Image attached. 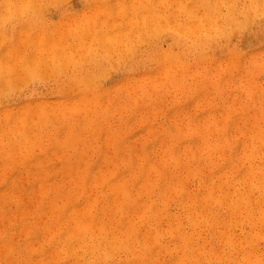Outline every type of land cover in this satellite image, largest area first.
I'll list each match as a JSON object with an SVG mask.
<instances>
[{"label":"rangeland","instance_id":"rangeland-1","mask_svg":"<svg viewBox=\"0 0 264 264\" xmlns=\"http://www.w3.org/2000/svg\"><path fill=\"white\" fill-rule=\"evenodd\" d=\"M5 1L6 0H0V14H2V13H5V5H4V3H5ZM37 1V0H36ZM64 1V2H63ZM90 1H92V0H80V2H79V0H40V2H39V0L37 1V7H38V12L37 13H35V12H31V13H28V14H26L25 15V17H23L22 18V16L20 15V16H15L16 18H13V17H7L8 19L6 20L5 19V22L4 21H2V23L3 24H1V25H3V28H2V30H0V31H2V33H0V35H3V36H5V39H6V42H8V43H11V39L13 40V38H15V36H16V34H17V32L20 30L19 28H21L22 26H23V23L25 22V24H28V23H31V24H33L34 25V23L36 22V21H39V23L42 25V22H43V24L44 25H42V26H44V27H46V28H52L53 26H59L60 24H68L67 22H65L64 23V21H63V19L64 20H66V18H68V17H70V16H73V15H77L78 13H80L81 11H84L85 10V8H86V6L88 5V3L90 2ZM99 1H103V2H108V1H111V2H114L113 0H99ZM62 2V3H61ZM239 2V3H238ZM236 4L237 5H235V8H236V10H235V12H233L232 14H231V16H230V18H232V19H230V21L232 22L233 21V23H231L230 21H228V20H225L224 19V17H226L227 15H228V13H229V11L231 10L230 9V7H226L225 5H220L221 6V8H220V6H218L217 8L219 9L218 11H220L221 12V16L219 17V20H220V22H218V25L220 26H222V31L220 30V32H218L215 36H214V38L212 37L210 40L209 39H207L206 40V42H203L201 45H200V47H198V52H196V51H192V50H190V49H187V50H185V42L184 43H181V42H178L177 41V36H176V34H174L173 32H171L169 29V32H165V30H163V33L160 31L161 29H159L158 30V33H154L153 34V37L152 38H148L146 41H143V42H141V44H140V42H138V43H136V41L135 40H133V37H132V41H131V44H129L128 43V45L126 46V47H124L123 49H122V47H120V46H118L117 47V45H115V47L109 52V51H107L108 53L106 54L107 56H105L102 60H100L99 62V64L98 65H94V64H92V63H90V62H88V61H83L84 59H82L81 61H83V63L81 64L82 65V67H81V65L78 67V69L79 70H81L82 69V72H74L75 70H73L72 68H67V70L66 71H62V69H61V74L59 73V72H57V71H54V73L55 74H53L52 72H50V70H48L49 69V67H50V69H51V71L53 70V66L52 65H50V66H48V69H46V70H48V71H46V73L48 74H46L47 75V77H48V80H47V77H45L46 75H45V73L43 74L44 76H42V74H40V73H38V74H35V76H32V77H30L29 78V80L27 79V78H25V79H27L28 81H24V78H23V80L22 79H18L19 81H20V83H19V81L17 80V79H15L16 77H15V75H14V78H13V76H12V79H3V78H1L0 79V97L2 96L3 97V100H2V97H1V99L0 100H2V101H0V121H2L1 123H0V164L2 165H4V166H1L0 165V251L2 252L3 251V253H0V258L3 256V254H4V256L6 255V257H7V259H6V257L4 258V256L0 259V261L2 260V264H4L6 261H7V264H11L10 262H12V264H20V263H22L23 264V260H24V263H26L28 260H30V262H32V264H36L35 263V261H37V264H39L40 262V264H43L44 262L46 263V264H59L58 262H61L60 264H77V263H75L74 261H76L77 259H76V257L78 258V260H79V258L81 259V260H77L76 262H79L78 264H84V262L86 261V259L88 258V256L86 257L85 255H88L86 252H85V250H84V246L81 244V246L80 245H78L77 243V245L75 244V242L74 241H76L74 238L73 239H71L70 241L71 242H73V244L71 243V242H67L66 240H65V237H66V234H68V232L66 231V229L68 230V228H69V230L71 229V226L74 224V219L72 218V217H70L69 216V213H70V211H71V209H73V208H77V206H78V208H84V207H86V206H89V205H91V203L96 199L97 200V203H99L100 202V200L102 201L101 203H103V202H106L107 203V205L105 206V208H103V209H105V210H103L102 208L98 211H96V213H95V215H94V217H93V222L95 223V225H93L94 226V233H96V232H98V226H100V224L101 223H105V225L107 224V222H109V219L110 218H113L115 221V224H116V229L113 231V233H116L118 236H116V238L114 239H112V240H110V242L108 243V247H107V251H104V253H103V255H100V256H102L101 258L99 257V259H101L102 261L105 259V261H103V262H107L106 264H117V262H121L122 261V263L123 264H125V261H126V259L128 258V257H126L127 256V253H129L127 250V248H125V244H126V241H129L128 242V244H130V241H133L134 242V239H135V242L133 243H131L132 245L131 246H133L134 247V245H135V247L134 248H139L140 246H142L144 249H145V251L146 252H148V250H149V252L147 253V255H145V259L147 258V260H146V264H150L149 263V261H151L152 260V258L154 259L155 257L154 256H156L157 258H155V260L152 262L153 264H164V260H165V264H166V261H167V264H180V261L181 262H188V264H201V262H202V260H203V262L205 261V263L204 264H228V262H229V264H240V262L239 261H241V263L242 264H264V223H263V221H261V220H259V219H256V218H258V216H260L261 214H262V211H263V208H264V195H262L261 194V190H260V188H259V184L260 183H258L257 182V180H255V182H256V184H254V185H252L251 186V176H252V172L251 171H253L254 173H255V178H257L259 175H261L263 178H264V140H259L260 139V135H264V124H262V122L264 123V6H263V8L261 9V10H259V11H257V12H253L252 11V13H251V10L249 11V10H246V11H244V9H243V5L245 4V3H247L248 2V0H241V1H238ZM36 3V2H35ZM55 3H56V5H55ZM41 4V5H40ZM58 4V5H57ZM228 5V4H227ZM85 6V7H84ZM47 7V8H46ZM239 7V8H238ZM241 7V8H240ZM39 8L40 9H42L43 10V12H42V10H39ZM199 8H200V10H199ZM199 8H196L195 9V12H196V14H197V16H200L201 14H202V12H204L205 11V9H202L201 7H199ZM46 9V10H45ZM197 10H199V12L197 11ZM66 11V12H65ZM44 12H45V14H44ZM65 12V13H64ZM77 12V13H76ZM251 13V15H249L250 13ZM260 13V12H262L261 13V16L259 17V15L260 14H257V13ZM249 13V14H248ZM71 14H73V15H71ZM239 16H238V15ZM254 14V15H253ZM45 16V17H44ZM67 16V17H66ZM236 16V17H235ZM250 18H249V17ZM32 17V18H31ZM44 17V18H43ZM64 17H66V18H64ZM42 18H43V21H42ZM50 18V19H49ZM180 18V17H179ZM20 19V20H19ZM49 19V20H48ZM60 19H62L61 21L63 22V23H61V21H60ZM239 21H238V20ZM246 19H250L249 21H251V23H253V24H251L250 25V22L248 21H246ZM255 19V20H254ZM18 20V21H17ZM263 20V21H262ZM35 21V22H34ZM260 21V22H259ZM248 24V25H245L246 23ZM258 22V23H257ZM262 22V23H261ZM17 23H19V24H17ZM233 24L231 27H230V25L231 24ZM256 23V24H255ZM230 24V25H229ZM235 25H237V27H238V25H239V27L237 28ZM8 26V27H7ZM60 26H63V25H60ZM220 26V27H221ZM243 26V27H242ZM246 26V27H245ZM2 27V26H1ZM0 27V28H1ZM13 27H15V28H13ZM235 27V28H234ZM8 28V29H7ZM18 28V29H17ZM62 28V27H61ZM60 28V29H61ZM246 28V29H245ZM231 29V30H230ZM233 29V30H232ZM245 29V30H244ZM168 30H166V31H168ZM234 30H235V32H234ZM242 30H243V32H242ZM250 30V31H249ZM7 31V32H6ZM232 31V32H231ZM263 31V32H262ZM171 32V33H170ZM248 32H250V33H248ZM261 32V33H260ZM13 33V34H12ZM68 33V32H67ZM66 33V35H68V39L66 40L67 42H74V41H77V39H75V36H74V34L73 33H68L67 34ZM168 33H170V34H168ZM229 33L231 34V33H233V34H231L230 36H229ZM235 33V34H234ZM243 33V34H242ZM263 33V34H262ZM6 34V35H5ZM12 34V35H11ZM202 34H203V32H199L198 33V36H199V38L201 39V40H204L205 41V39H203L202 38ZM225 34V35H224ZM248 34H249V38L247 39V37H246V40H249V41H246L245 39H244V41H245V43L246 42H249V43H246V44H244V42L243 41H239V40H241V39H243V37L241 38V35L242 36H248ZM252 34V35H251ZM227 35H228V37H227ZM233 35V36H232ZM12 36V37H11ZM160 36V37H159ZM163 36H165V37H163ZM235 36V37H234ZM256 36V37H255ZM257 36H259V37H257ZM167 37V38H166ZM223 37V38H222ZM164 38V39H163ZM169 38V39H168ZM215 38H217V39H215ZM219 38V39H218ZM234 38V39H233ZM245 38V37H244ZM2 38H0V42L3 40H1ZM150 39H152L151 41H149ZM230 39V40H229ZM252 39V40H251ZM260 39V40H259ZM173 40V41H172ZM213 40V41H212ZM226 40V41H225ZM252 42H251V41ZM5 40H3V42H4ZM166 41V42H165ZM212 41V43H211V45H210V42ZM219 41H221V43L219 42ZM228 41V42H227ZM229 41H230V43H229ZM233 41V42H232ZM3 42H1L0 43V45L3 43ZM144 42H145V45H144ZM164 42V43H163ZM170 42V43H169ZM224 42V43H223ZM239 42L241 43V42H243L242 44H239ZM251 42V43H250ZM155 43V44H154ZM157 43H158V45H157ZM175 45H174V44ZM179 43V44H178ZM209 43V44H208ZM227 43V44H226ZM261 43V44H260ZM263 43V44H262ZM4 44H6V43H4ZM4 44H2L1 46H0V56L2 55V53H3V51H4V47H5V45ZM138 44V46H137V48L135 47L136 45ZM147 44V45H146ZM150 44V45H149ZM223 44V45H222ZM243 44L244 45H247V44H250V46H244L245 47V49H244V47H243ZM140 45H143V46H141L140 47ZM149 45V46H148ZM172 45V46H171ZM174 45V46H173ZM178 45V46H177ZM206 45H207V47H206ZM210 45V46H209ZM225 45V46H224ZM242 45V46H241ZM156 46V47H155ZM120 47V48H119ZM129 49H128V48ZM168 49H167V48ZM171 47V48H170ZM174 47V48H173ZM179 47V48H178ZM221 47V48H220ZM237 47V48H236ZM243 48L242 50H243V52L242 53H239V51H242V50H239V49H241V48ZM117 48V49H116ZM144 48V49H143ZM154 48V49H153ZM160 50H159V49ZM177 48V49H176ZM217 50V52H216V50ZM234 48H236V49H234ZM138 49V50H137ZM143 49V50H142ZM166 49V50H165ZM170 49V50H169ZM257 49V50H256ZM124 52H122V51ZM128 50V51H127ZM137 50V51H136ZM205 50H206V52H205ZM220 50V51H219ZM237 50V51H236ZM239 50V51H238ZM255 50H256V55H254V53H252V51L253 52H255ZM2 51V52H1ZM125 51H127L126 53H125ZM141 51V52H140ZM150 51V52H149ZM163 52V51H170V52H172V53H175V54H180V55H182V57H183V59H185L184 60V64H185V62H187L185 65H190V66H192V68L190 69V70H194L195 69V71L194 72H192V74H191V72H189L188 74H183V71H182V68L180 67V66H176V69H175V73H176V79L174 80V81H171V80H168V79H166V77L164 76V73L161 71V67H164V65H166V63H165V59H164V57H162V55L159 53V52ZM235 51V52H234ZM250 51V54H248V52ZM114 52H115V55H113L114 54ZM130 52V53H129ZM154 52V53H153ZM205 52V53H204ZM210 52V53H209ZM216 52V53H215ZM231 52V53H230ZM239 53V55L237 56V54L236 53ZM258 52V53H257ZM123 53V55H121ZM141 53V54H140ZM147 53V54H146ZM157 53H159L158 54V56L156 55ZM212 53V54H211ZM215 55H214V54ZM222 53V54H221ZM225 53V54H224ZM227 53V54H226ZM228 53H229V55H231V56H229L228 55ZM248 55H247V54ZM252 53V54H251ZM149 54V55H148ZM191 54H193V55H191ZM222 56H221V55ZM233 54V55H232ZM113 55V56H112ZM129 57H127V56ZM224 55V56H223ZM253 55H254V59H253ZM261 55V56H260ZM142 56V57H141ZM150 56V57H149ZM162 57V59H160L159 60V58H161ZM216 56V57H215ZM221 56V57H220ZM230 58V59H225V58ZM234 56V57H233ZM88 57V56H87ZM125 57H127L128 59H125ZM138 57V58H137ZM151 57H153L152 59H151ZM186 57V58H185ZM225 57V58H224ZM248 57H250V58H248ZM257 57H258V60L259 59H261V60H257ZM138 60H137V59ZM143 58V59H142ZM156 58V59H155ZM199 58V59H198ZM224 58V59H223ZM242 58V59H241ZM244 58V59H243ZM247 58V59H246ZM108 59V60H107ZM134 59V60H133ZM191 60V61H189V60ZM220 59V60H219ZM235 59H239L238 61H235ZM247 61H246V60ZM112 60H114L113 62L115 63L114 65H112L113 64V62H112ZM121 62H120V61ZM132 60V61H131ZM157 60V61H156ZM215 60H216V62H215ZM224 60H227V62H225ZM230 60V61H229ZM254 60H255V62H254ZM80 61V62H81ZM124 61V62H123ZM150 61V63H148ZM156 61V62H155ZM213 61V62H212ZM229 61V62H228ZM242 61H243V63H242ZM251 61V62H250ZM126 62V63H125ZM138 62V63H137ZM141 62V63H140ZM155 62V63H154ZM198 62H200V64H198V65H196ZM207 62H208V65H207ZM215 62V63H214ZM222 62V63H221ZM226 63V65H224L223 63ZM129 63V64H128ZM136 63V64H135ZM153 63V64H152ZM206 63V64H205ZM210 63H212V65L210 64ZM221 63V64H220ZM227 63H232V65H227ZM245 63V64H244ZM247 63V64H246ZM255 63V64H254ZM105 64V65H104ZM118 64V65H117ZM121 64V65H120ZM127 64V65H126ZM143 64V65H142ZM152 64V65H151ZM201 64H202V66H201ZM223 64V65H222ZM240 64H242V67L244 68H242L241 66H240ZM244 64V65H243ZM249 64L251 65V66H249ZM104 67H103V66ZM111 65H112V67H111ZM120 65V66H119ZM200 65V66H199ZM211 67H210V66ZM215 66V68H214V66ZM216 65L217 66H219V67H216ZM236 65V66H235ZM247 65L249 66V67H247ZM138 66H139V68H138ZM143 66H145V67H143ZM160 66V67H159ZM193 66H194V68H193ZM199 66V67H198ZM204 66L206 67V69L204 68ZM129 67V68H128ZM148 67V68H147ZM195 67H197V68H195ZM210 67V68H209ZM230 67H232V69L230 68ZM240 67V68H239ZM253 67V68H252ZM86 68V69H85ZM99 68V69H98ZM110 68V69H109ZM117 68V69H116ZM120 68H121V70H120ZM147 68V69H146ZM153 68V69H152ZM198 68H200V69H198ZM203 68H204V70H203ZM226 68V69H225ZM230 68V69H229ZM243 69V70H241V71H244V72H241V73H243V74H240V69ZM256 68V69H255ZM116 69V70H115ZM125 69V70H124ZM133 69V70H132ZM135 69V70H134ZM198 69V70H197ZM202 69V70H201ZM208 69H210V71H213V72H210L209 71V73H208ZM220 69V70H219ZM230 71H229V70ZM239 69V70H238ZM254 69V70H253ZM73 70V71H72ZM108 70H112L111 71V73H109L108 74V72H110V71H108ZM120 70V71H119ZM146 70V71H145ZM176 70H178V72L176 71ZM232 70H233V72H232ZM258 70V71H257ZM70 71H71V73H70ZM86 71H87V73H91V74H94L95 75V79H82L83 80V83L84 82H87V84H88V82H90L89 83V85L85 88V86H83L82 84H79L78 82H76L75 80H78V79H69L70 77L72 78V76H73V74H75V76L76 75H81V74H85L86 73ZM105 73H104V72ZM137 71H139V73H137ZM147 73H145V72ZM154 71V72H153ZM221 71V72H220ZM229 71V72H228ZM260 71V72H259ZM43 72H45V70L43 71ZM51 73V75H50V73ZM73 72V73H72ZM107 72V73H106ZM127 72V73H126ZM150 72V73H149ZM158 73L159 72V74H158V77H156L157 76V74L156 73ZM215 72V73H214ZM254 72H255V74H254ZM125 73V74H124ZM131 73V74H130ZM161 73V74H160ZM211 73V74H210ZM218 73V74H217ZM222 73V75H220ZM227 73H229V74H231V76L229 75H227ZM66 74H67V76L68 77H66ZM127 74H130V75H127ZM140 74V75H139ZM146 74V75H145ZM152 74L154 75V76H152ZM162 74H163V76H162ZM178 74V75H177ZM180 74V75H179ZM191 74V75H190ZM253 74V75H252ZM126 75L128 76V77H126ZM134 75H136V77L134 76ZM140 76L139 78H137L138 76ZM145 75V76H144ZM183 75H185V76H183ZM197 77H195V76ZM236 75V76H235ZM244 75H246V76H244ZM249 75V76H248ZM62 76V77H61ZM105 76V77H104ZM122 76V77H121ZM130 76V77H129ZM133 76V77H132ZM161 76V77H160ZM214 76V77H213ZM255 76V77H254ZM58 77H60V78H58ZM64 77H66V79L64 78ZM124 77H125V80H124ZM147 78V79H145V78ZM163 77V78H162ZM193 77V78H192ZM202 77L204 78V79H202ZM209 77V78H208ZM224 77H226L225 79H224ZM239 77V78H238ZM257 77V78H256ZM44 78H46V79H44ZM58 78V79H57ZM62 78H64V79H62ZM132 79L131 81H130V79ZM134 78V79H133ZM155 78H156V80H155ZM178 78V79H177ZM180 78V79H179ZM188 78V79H187ZM208 78V80H209V82H207L206 81V79ZM212 78V79H211ZM228 78H230V80L228 79ZM243 78H245V79H243ZM254 78V79H253ZM39 79V80H38ZM96 79H97V81H96ZM99 79V80H98ZM101 79V80H100ZM137 79V80H136ZM187 79V80H186ZM227 79H228V81H227ZM237 79H238V81H239V83H238V81H237ZM241 79V80H240ZM8 81V83L6 82H4V81ZM14 80H16L15 82H14ZM37 80V81H36ZM93 80H95L96 82H98V83H96L95 81L94 82H92ZM152 80V81H151ZM161 80V81H160ZM178 80H179V83H180V85L178 84ZM235 80V81H234ZM243 80H244V82H243ZM258 80H260V81H258ZM23 81H24V83H25V85H23L24 83H23ZM46 81V82H45ZM58 83H57V82ZM63 81V82H62ZM68 81H69V83H68ZM101 81V82H100ZM132 81H134V82H132ZM186 81V82H185ZM192 81V82H191ZM213 83H212V82ZM229 81H230V83H229ZM234 81V82H233ZM246 81V82H245ZM249 81H250V83H249ZM255 81H256V83H255ZM5 83V84H3V83ZM17 82V83H16ZM21 82L23 83L22 84V86H21ZM52 82V83H51ZM65 82V83H64ZM126 82L128 83V84H126ZM146 82H147V84H146ZM159 82V83H158ZM160 82H161V85H160ZM188 82V83H187ZM261 82H262V84H261ZM3 85H2V84ZM15 83V84H14ZM20 85H19V84ZM54 83V84H53ZM64 83V84H63ZM91 83H93V84H91ZM186 83H187V85H186ZM211 83V84H210ZM221 83H222V85H221ZM223 83H224V85H223ZM226 83V84H225ZM235 85H234V84ZM241 83H242V85H241ZM244 83V84H243ZM17 84V85H16ZM49 84V85H48ZM57 84V85H56ZM79 84V85H78ZM96 84V85H95ZM111 84H112V87H111ZM113 84H115L116 86H113ZM210 86H209V85ZM213 84H214V86H213ZM7 85H9V86H7ZM16 85V86H15ZM56 85V86H55ZM60 87H59V86ZM69 85V86H68ZM73 85H75V87L73 86ZM81 85V86H80ZM105 85H106V87H105ZM140 85V86H139ZM143 85V86H142ZM145 85H146V87H145ZM153 85V86H152ZM155 85V86H154ZM166 85H168V86H166ZM171 85V86H170ZM228 85H231V86H229V87H226V86ZM1 86H2V88H1ZM6 86V87H5ZM24 86V87H23ZM54 86H55V89H54ZM64 86H66V87H64ZM92 86V87H91ZM94 86H95V88H94ZM118 86V87H117ZM125 86V87H124ZM174 86V87H173ZM196 86H198V87H196ZM216 86V87H215ZM241 86V87H240ZM6 89L7 88V90H5L4 88ZM15 87V88H14ZM69 87H70V89H69ZM111 87V88H110ZM128 87V88H127ZM154 87V88H153ZM168 87V88H167ZM209 87H212V88H209ZM222 89H221V88ZM225 87V88H224ZM230 87H232V88H230ZM240 89H238V88ZM243 87H245V88H243ZM253 89H252V88ZM258 87V88H257ZM59 88H61V92L59 91ZM74 88V89H73ZM101 88V89H100ZM142 89V91L140 90V89ZM148 88H149V90H148ZM198 88V89H197ZM236 90H235V89ZM249 88V89H248ZM52 89V90H51ZM98 89V90H97ZM110 89H112V90H110ZM131 89V90H130ZM223 89H226V90H223ZM232 89H233V91H232ZM259 89V90H258ZM21 90V91H20ZM48 90H49V94H48ZM95 90H97V91H95ZM105 90V91H104ZM108 90L111 92V94L110 95H114L112 98L110 97V95H109V93H108ZM129 90V91H128ZM137 90H139V92L137 91ZM155 91L156 93H153L152 91ZM205 90H206V92H205ZM208 90V91H207ZM217 90V91H216ZM219 90V91H218ZM227 90H228V92H227ZM237 90H239V91H237ZM255 90H256V93H255ZM7 91V92H6ZM11 91V92H10ZM51 91V92H50ZM57 91V92H56ZM68 91V92H67ZM87 91V92H86ZM124 91V92H123ZM133 93H132V92ZM136 91V92H135ZM197 91L199 92V93H197ZM201 91H203L204 93H202ZM235 91H236V93H238V92H240L239 93V96H238V94L237 95H235ZM6 92V93H5ZM9 92V93H8ZM70 92V93H69ZM128 92V93H127ZM134 92H135V94H134ZM179 92V93H178ZM209 92V93H208ZM223 92H224V94H223ZM226 92V93H225ZM230 92H232V95H231V93ZM9 94V97L7 96L6 97V95H4V94ZM15 93V94H14ZM36 93V94H35ZM51 93V94H50ZM62 93V94H61ZM64 93V94H63ZM80 93H82V95L80 94ZM88 93H91V94H88ZM108 93V94H107ZM113 93V94H112ZM129 93H132V94H134L135 95V97L132 95V94H130L129 95ZM139 93V94H138ZM164 93V94H163ZM167 93V94H166ZM191 93V94H190ZM195 93H196V95H195ZM202 93V94H201ZM206 93V94H205ZM211 93H212V95H211ZM217 95H216V94ZM256 95H255V94ZM7 94V95H8ZM12 94V95H11ZM34 94V95H33ZM86 94H87V96H86ZM138 94V95H137ZM163 94V95H162ZM171 94V95H170ZM194 94V95H193ZM225 94H227V96H225ZM242 94V95H241ZM23 95V96H22ZM27 95H29V96H27ZM58 95L59 96H62V97H64V98H62V97H59L58 98ZM75 95H77V97L75 96ZM89 95V96H88ZM90 95H91V97H90ZM96 95H98V97H100V99L99 98H97V100H98V104H95L94 105V103H95V100H96ZM105 95V96H104ZM128 95L130 96V97H128ZM191 95V96H190ZM204 95V96H203ZM222 95H223V97H222ZM228 95L229 96H231V97H229L228 98ZM233 95H235V96H233ZM13 96V98H11ZM44 98H43V97ZM67 96V97H66ZM75 96V97H74ZM84 96V98H87V99H89V101L86 103L87 105H89V106H91V107H85L86 109H84V111L82 110V109H77V110H74V111H71V110H69V109H71V108H66L67 106H72V104L74 103V102H78V100H79V98H82ZM103 96H104V98L107 100H105L104 98H103ZM120 96V97H119ZM172 96V97H171ZM189 96V97H188ZM196 98H195V97ZM206 96V97H205ZM214 96V97H213ZM218 96V97H217ZM237 96V97H236ZM253 96H256V97H254L253 98ZM32 97V98H31ZM34 97V98H33ZM53 97H56L57 99H52ZM103 99H102V98ZM108 97H110L111 98V100H109L110 98H108ZM121 97H123V99H129V98H132L133 97V99H131L130 101H129V105L127 104V101L126 100H122L121 99ZM128 97V98H127ZM138 97V98H137ZM200 97H202V99L200 98ZM227 97V99L225 100V98ZM241 97H243V98H241ZM15 98V99H14ZM21 98V99H20ZM26 98V99H25ZM36 98V99H35ZM143 98V99H142ZM192 98H195V99H193L192 100ZM198 98V99H197ZM201 100H200V99ZM205 98V99H204ZM210 98V99H209ZM214 98V99H213ZM217 99V103H216V99ZM230 98L231 99H233V100H230ZM259 98V99H258ZM5 99V100H4ZM46 99V100H45ZM51 99V100H50ZM116 99H118L117 101H116ZM138 99V100H137ZM152 99V100H151ZM237 99V100H236ZM255 99V100H254ZM8 100V101H7ZM10 100V101H9ZM42 100V101H41ZM49 100V101H48ZM52 100H53V102L55 103H53L52 102ZM64 100V101H63ZM68 100H71L73 103H71L70 104V101H68ZM77 100V101H76ZM105 100V101H104ZM199 100V101H198ZM211 100V101H210ZM228 100V101H227ZM242 100V101H241ZM246 100H247V102H246ZM257 100H258V102H257ZM7 101V102H6ZM25 102V104L28 106V108L26 107V105L25 104H23V102ZM47 103H46V102ZM56 101L58 102V101H62V102H67V103H64V105L65 104H67V106L65 105V108H63V115H64V117H66V116H69L68 118L66 117V118H62V117H60V119H59V117L58 116H52L49 112H51L52 111V108H51V106H53V105H56ZM100 101H103V102H100ZM113 101V102H112ZM114 101H115V106L117 107V108H114L113 106V103H114ZM121 101V102H120ZM125 101H126V103H125ZM151 101H154V102H151ZM160 101V102H159ZM163 103H162V102ZM195 101V102H194ZM205 101V102H204ZM223 101V102H222ZM232 101V102H231ZM238 101V102H237ZM260 101V102H259ZM21 103V105H19L18 103ZM89 102L92 104H89ZM107 102V103H106ZM117 102V103H116ZM118 102H119V104H121L122 106H123V108L119 105H117L118 104ZM143 102V103H142ZM158 102H159V105H161V104H163L162 106H161V108L159 109V105H158ZM181 104H180V103ZM201 102H203V103H201ZM215 102V103H214ZM228 104H227V103ZM231 102V103H230ZM239 102H241V103H239ZM246 102V103H245ZM256 102V103H255ZM3 103V104H2ZM33 103V104H32ZM36 103V104H35ZM59 103V102H58ZM109 103V104H108ZM125 103V104H124ZM141 103H142V105H144V106H142L141 107ZM153 103H155V106H153L152 104ZM175 103H177V104H175ZM180 105H179V104ZM184 103V105H183V108H182V104ZM189 103V104H188ZM192 103V104H191ZM201 103V104H200ZM209 103V104H208ZM220 103H221V105H220ZM237 103V104H236ZM248 103V104H247ZM260 103H262V104H260ZM7 104V105H6ZM69 104V105H68ZM102 104V105H101ZM107 104V105H106ZM133 104V105H132ZM175 104V105H174ZM189 105L188 106V108H186L187 107V105ZM191 104V105H190ZM194 104V105H193ZM211 104H212V107L214 108V109H212L211 108V110H209L210 109V106H211ZM215 106H214V105ZM229 104H231V105H229ZM239 104V105H238ZM244 104H246V106L244 105ZM3 105V106H2ZM24 105V106H23ZM32 105V106H31ZM98 105V106H97ZM135 105H137V106H135ZM146 105V106H145ZM147 105H149V106H151V108L150 107H148ZM158 105V106H157ZM186 105V106H185ZM193 105V106H192ZM196 105H198V107H199V110H196V109H198L197 108V106ZM201 105V106H200ZM209 105V106H208ZM232 105L234 106V107H236V108H234L233 107V109H235V111L232 109ZM237 105V106H236ZM243 105L245 106V108L246 109H244V107H243ZM20 108H19V107ZM45 107L46 108V112L44 113V115H45V117H44V115H43V117H44V119L43 120H46V121H40V119H42V117L40 116V114H39V110H40V108L41 107ZM84 106H86V105H81V107H84ZM96 106V107H95ZM133 106V107H132ZM135 106V107H134ZM165 106V107H164ZM174 106L176 107V108H174ZM195 107V108H192V107ZM219 106H220V109H219ZM13 107V108H12ZM18 107V108H17ZM26 107V108H25ZM112 107H113V109L114 110H116V111H114L113 109H112ZM124 107H126V108H124ZM140 107V108H139ZM145 107H148L149 109H151L150 110V112L149 113H145V112H147V111H149V110H147V111H145L144 109H148V108H145ZM158 107V108H157ZM190 107V108H189ZM240 107V108H239ZM263 107V108H262ZM15 108V109H14ZM96 108V109H95ZM133 108V109H132ZM135 108V109H134ZM138 108H139V110H140V112H138L139 110H138ZM154 110H153V109ZM163 108V109H162ZM168 108H170V109H168ZM182 108V109H184L183 111H181L180 109ZM191 108L193 109V111L191 110ZM244 110H246V112H247V110H248V112H249V115L245 112L244 113V111H243V109ZM249 108H251V109H249ZM20 109V110H19ZM65 109V110H64ZM124 111H123V110ZM136 109H137V111H136ZM158 110L159 112H155V110ZM173 109H174V112H173ZM187 109H189V110H187ZM207 109H208V111H207ZM222 109V110H221ZM1 110H3V111H1ZM86 110H91V111H86ZM119 110V111H118ZM121 110V111H120ZM129 110V111H128ZM144 110V111H143ZM153 110V111H152ZM161 110V111H160ZM164 110V111H163ZM179 110V111H178ZM213 110H215V111H213ZM249 110H251V111H249ZM258 110V111H257ZM262 110V111H261ZM18 111H19V113H18ZM61 111V112H62ZM67 111V112H66ZM68 111H69V113H68ZM123 111V112H122ZM133 111L136 113V112H138V113H133ZM142 111V112H141ZM163 111V112H162ZM201 111H202V113H201ZM205 111V115H204V112ZM209 111H211V112H209ZM221 112V113H217V112ZM239 111H241L242 112V114H241V112L239 113ZM80 112V113H79ZM82 112V113H81ZM84 112V113H83ZM87 112H88V114H87ZM93 112L95 113V114H93ZM120 112H122V113H120ZM128 112V113H127ZM154 112V113H153ZM171 112H172V114H171ZM179 112V113H178ZM188 112V113H187ZM206 112H208L207 114H206ZM223 112V113H222ZM232 112V113H231ZM251 112V113H250ZM256 112H257V115H256ZM23 113V114H22ZM79 113V115H77ZM115 113H117L116 115H115ZM125 113H126V115H125ZM141 113H143V115H141ZM155 113H158V114H155ZM166 113V114H165ZM168 113V114H167ZM176 113H178L179 115V117L177 116V114ZM186 113V114H185ZM192 113H196V115H194L193 114V117H190L191 115H192ZM198 113H199V115L201 114V116H199L198 115ZM238 113H239V116H238ZM244 113V114H243ZM253 113V114H252ZM2 114V115H1ZM15 114H17V115H15ZM35 116H34V115ZM39 114V115H38ZM73 114H74V116H73ZM93 114V115H92ZM120 114V115H119ZM123 114V115H122ZM133 114H135V115H133ZM146 114V115H145ZM149 114V115H148ZM150 114H152V115H154V116H152V115H150ZM172 116V117H169L170 115ZM182 116H181V115ZM190 114V115H189ZM234 114V115H233ZM240 114H241V116H240ZM253 116H252V115ZM260 114H261V117H260ZM6 115H9V120L8 121H6V119L4 120V118H5V116ZM12 115V116H11ZM25 115H27V116H25ZM48 115H51V117L50 116H48ZM78 117V118H76V116ZM84 115V116H83ZM86 115H87V118H86ZM92 115V116H91ZM103 115H104V117L107 119H105L104 117H103ZM122 115V116H121ZM129 115V116H128ZM139 115V116H138ZM148 115V117H151V118H148V117H145V116H147ZM167 115V116H166ZM217 115V116H216ZM223 115V116H222ZM244 115V116H243ZM247 115V116H246ZM258 115H259V117H258ZM30 116V117H29ZM33 116V117H32ZM71 116V117H70ZM97 116V117H96ZM98 116H100L99 118H98ZM109 116V117H108ZM120 116L122 117L121 119H120ZM126 116H127V118H126ZM131 116V117H130ZM135 116V117H134ZM141 116V118H140V120L139 119H137V118H139ZM144 116V117H143ZM165 116V117H164ZM174 116H177L176 118L174 117ZM187 116V118L185 119V117ZM197 116V117H196ZM199 116V117H198ZM203 116V117H202ZM211 116V117H210ZM219 116V117H218ZM233 118H232V117ZM251 116H252V118H251ZM12 117V118H11ZM33 118V120H31L32 118ZM48 117V118H47ZM55 117H57V118H55ZM111 117V118H110ZM123 117H125L126 119L123 121ZM130 117V119H128ZM133 117L136 119V120H134L133 119ZM153 117H156V119L155 118H153ZM182 117V118H181ZM217 117V118H216ZM242 117V118H241ZM243 117H244V119H243ZM246 117V118H245ZM19 118H22L23 119V121H24V136H22L21 134V131H22V129H21V121L20 120H18ZM97 118H98V120H97ZM144 118V119H143ZM174 118V119H173ZM208 118V119H207ZM218 118H219V120H218ZM240 118V119H239ZM248 118H250V120H252L253 118V120L252 121H250ZM261 118V119H260ZM2 119V120H1ZM12 119V120H11ZM39 119V120H38ZM57 119V120H56ZM59 119V120H58ZM63 120V122H62V120ZM67 119V120H66ZM85 119V120H84ZM122 120V122H120V121H117V120ZM127 119L129 120L128 122H127ZM154 121H153V120ZM168 119V120H167ZM178 119V120H177ZM193 119V120H192ZM202 119V120H201ZM237 119V120H236ZM242 119V120H241ZM18 120V121H17ZM80 120H84V122H82V121H80ZM93 120V121H92ZM106 122H108L109 123V125H108V123L105 125L104 123H106ZM166 120V121H165ZM171 120H173V122L174 123H172L171 122ZM176 120H177V123H176ZM183 120V121H182ZM228 122H227V121ZM13 121V122H12ZM15 121H17L16 122V124H15ZM31 121V122H30ZM38 121H40L39 123H38ZM55 121H59V122H55ZM64 121H65V123H64ZM89 121V123H87ZM103 121V122H102ZM112 121V122H111ZM114 121V122H113ZM132 121V122H131ZM134 121H136V123H138L139 121V123L138 124H134ZM143 121V122H142ZM147 121V122H146ZM164 121H165V123L166 122H169V124L168 123H164ZM179 121H180V123H179ZM195 121V122H194ZM196 121H198V122H196ZM214 121H216V122H214ZM219 121V122H218ZM239 121H241V122H239ZM248 121V122H247ZM12 122V123H11ZM34 122V123H33ZM44 122H46V124L44 123ZM55 122V123H54ZM83 123V125H80L81 123ZM86 122V125L84 124ZM91 122L92 123H94L93 124V129H91L90 130V128H92V124H91ZM102 122V123H101ZM116 122V123H115ZM152 122H153V124H155V125H153L152 124ZM201 122V123H200ZM214 122V123H213ZM218 122V125L216 124ZM253 122H255V125H256V123H259L257 126H255L254 128H253V126L254 125H252L253 124ZM11 123V124H10ZM29 123H30V125L31 124H33V125H31V129H29V127H30V125H29ZM54 123V124H53ZM56 123H58V124H56ZM96 123H99V124H96ZM116 125H115V124ZM120 123H122L123 125H120L119 126V124ZM126 123H127V125H126ZM209 123V124H208ZM252 123V124H251ZM3 124V125H2ZM39 124V125H38ZM62 124H64V125H62ZM91 124V125H90ZM101 124H104V128H103V126L101 127ZM113 124V125H112ZM140 124H142L141 126H140ZM150 124V125H149ZM174 126H173V125ZM179 124H180V126H181V128H179ZM185 126V129H184V126ZM195 124V126H192V125H194ZM202 124V125H201ZM230 124L232 125L231 127H230ZM248 124V125H247ZM250 124H251V126H250ZM260 124H262V125H260ZM20 127H19V126ZM36 125H38V126H36ZM50 125H51V129H50ZM87 125H88V128H87ZM135 125H137V126H139V127H137V126H135ZM147 125V126H146ZM164 125V126H163ZM228 125V126H227ZM3 126V127H2ZM5 126V127H4ZM40 126V127H39ZM60 126V127H59ZM90 126V127H89ZM97 126H98V129H97ZM106 126V127H105ZM112 126V127H111ZM122 126V128H124V129H122V128H120ZM153 126V127H152ZM156 126V127H155ZM165 126H166V128H165ZM197 126V127H196ZM204 127V128H202V127ZM209 126V127H208ZM210 126H211V128H210ZM226 126H227V128H226ZM248 126V127H247ZM261 126V127H260ZM7 127V128H6ZM37 127H39V129L37 128ZM46 127V128H45ZM52 127H53V129H52ZM60 129H59V128ZM62 127H63V129H62ZM78 127V129H77V131H76V128ZM80 127H82V129L80 128ZM84 127H85V129H84ZM109 127H111V128H109ZM126 127V128H125ZM128 127V128H127ZM133 127V128H132ZM145 127H146V129H145ZM167 127H168V129L170 130V131H168V129H167ZM174 127V128H173ZM177 127L179 128V129H177ZM187 127V128H186ZM190 127V128H189ZM200 127V128H199ZM233 127V128H232ZM252 127V128H251ZM9 128V129H8ZM14 128L16 129V130H14ZM67 128V129H66ZM73 128V129H72ZM101 128V129H100ZM119 128V129H118ZM129 128H132V129H129ZM138 128V129H137ZM173 128V129H172ZM196 128V129H195ZM235 128V129H234ZM237 128H238V131L236 132L235 130H237ZM255 128H257V129H255ZM14 131H13V130ZM28 129V130H27ZM35 131H34V130ZM37 129H38V131H37ZM40 129H42V130H40ZM57 129H59V130H57ZM65 129V130H64ZM108 129V130H107ZM121 129V130H120ZM176 129V130H175ZM189 129V130H188ZM202 129V130H201ZM209 129V130H208ZM225 129H227V131L225 130ZM229 129V130H228ZM248 129V133L246 132V130ZM256 131H255V130ZM30 130V131H29ZM65 132L66 131V133H68V132H70V133H68L67 134V136H66V134L64 135V133H63V131ZM69 130V131H68ZM83 130L84 132V134L81 132V131ZM87 130H90L91 132L90 133H87L86 131ZM119 130V131H118ZM127 130V131H126ZM130 130H132V131H130ZM144 130H145V132H147V133H145L144 132ZM157 130H158V132H157ZM174 130V131H173ZM177 130H180V131H177ZM181 130H182V135L180 134V132H181ZM241 130V131H240ZM27 131H29V132H27ZM43 131V132H42ZM52 131V132H51ZM62 132L61 133V135L63 134L64 135V137L63 138H60V134L58 135V133H60V132ZM80 133H79V132ZM100 131H102V132H100ZM121 131V132H120ZM177 131V132H176ZM184 131H188V134H186V132H184ZM196 131V132H195ZM212 131L214 132V133H212ZM229 131H231L232 133H233V135H232V133L231 132H229ZM253 131H255V132H253ZM7 132H8V134H7ZM10 132H12V133H10ZM40 132H42V133H44V134H40ZM56 132V133H55ZM76 133L77 134V136L80 138V141H79V143L80 144H76V146L74 147L72 144H68V145H63L62 144V142H63V140H64V138H65V136L66 137H68V136H70V134L71 133ZM87 133V135H85L86 133ZM137 132V133H136ZM138 132H141V133H138ZM142 132H144V133H142ZM154 132V133H153ZM165 132H166V134H165ZM179 132V133H178ZM201 132V133H200ZM219 132V133H218ZM235 132V133H234ZM239 132V133H238ZM245 132V133H244ZM257 132V133H256ZM10 133V134H9ZM29 133V134H28ZM81 133L83 134V135H81ZM99 133H101L100 134V136H99ZM117 133V134H116ZM121 133H123V134H121ZM150 133H152V134H150ZM157 133V134H156ZM231 133V134H230ZM30 134H31V137H28V136H30ZM48 134V135H47ZM102 134H104V138H103V135ZM137 134H139V135H141V136H139V135H137ZM168 134V135H167ZM171 134V135H170ZM178 134H180V136L178 135ZM184 134H186V135H184ZM203 134V135H202ZM213 134H214V136H213ZM220 136H219V135ZM224 134V135H223ZM237 134V135H236ZM247 134V135H246ZM249 134V135H248ZM5 135V136H4ZM9 135V136H8ZM11 135H12V137H11ZM39 135H41V136H39ZM62 135V136H63ZM107 135V136H106ZM123 135H124V137H123ZM145 135V136H144ZM147 135H149V136H147ZM158 135H159V139H155V137L156 138H158ZM197 135V136H196ZM230 135V136H229ZM241 135H244V136H241ZM8 136V137H7ZM61 136V137H62ZM86 136H87V138L88 139H86ZM98 136L100 137L99 139L100 140H97L98 139ZM122 136V137H121ZM131 136V137H130ZM132 136H135V137H133L132 138ZM137 136V137H136ZM143 136V137H142ZM163 136H164V138H163ZM167 136V137H166ZM182 136V137H181ZM198 136H199V139H198ZM210 138H209V137ZM245 136H248L247 138L245 137ZM5 137V138H4ZM11 137V138H10ZM24 137V138H23ZM58 137H59V139H61V140H59L58 139ZM91 137V139H93V140H89V138ZM138 137H139V139H138ZM187 137V138H186ZM193 137H195L194 139V141H193ZM230 137V138H229ZM234 137V138H233ZM245 138V140L244 139H241V138ZM254 137V138H253ZM22 138V139H21ZM29 138V139H28ZM37 138V139H36ZM57 140H56V139ZM84 138H85V140H84ZM103 138V139H102ZM106 138L109 140V138H110V140H109V142H107V140H106ZM124 138H126V139H124ZM135 138H137L136 140H135ZM145 138V139H144ZM151 138H152V141H151ZM165 138H166V140H165ZM175 140H174V139ZM184 139L183 141L181 140V139ZM191 138V139H190ZM223 138V139H222ZM236 138H237V140H236ZM240 138V139H239ZM24 139L26 140V144L28 145V148L27 149H25L24 150V148H21V146H22V142L24 141ZM83 141H82V140ZM141 139V140H140ZM147 139V140H146ZM153 139H155L154 141H153ZM162 139L165 141H162ZM170 139V141L168 142V140ZM189 139V140H188ZM213 139V140H212ZM222 139V140H221ZM231 141H230V140ZM247 139H250V140H247ZM38 140V141H37ZM127 140H128V142H127ZM137 140H139L138 141V143H137ZM159 140H160V143H159ZM172 140V141H171ZM174 140V141H173ZM181 140V141H180ZM186 140H188L187 142H185ZM191 140V141H190ZM197 140H199V141H197ZM210 140V141H209ZM211 140H212V142L213 143H211ZM221 140V141H220ZM241 140V141H240ZM245 141V143H244V145H243V142ZM258 140V141H257ZM17 141H19V144L17 143ZM57 141H59V143L57 142ZM88 141V142H87ZM91 141H93V145H91L92 144V142ZM98 143H97V142ZM103 141V142H102ZM117 141V142H116ZM120 142V144H118L119 142ZM131 143H130V142ZM134 143H133V142ZM149 141V142H148ZM207 141V142H206ZM236 141H237V144H236ZM250 143H249V142ZM53 142V143H52ZM86 142V143H85ZM106 142V144H105V146H104V149H101V146H103L102 144L103 143H105ZM156 142V143H155ZM173 142V143H172ZM181 142H184V144L183 143H180ZM190 142V143H189ZM191 142H193V144L191 143ZM195 142H198V143H195ZM210 142V143H209ZM233 142V143H232ZM247 142V143H246ZM256 142V143H255ZM82 143V144H81ZM113 145H112V144ZM149 144V146H152L151 147V149H150V147L148 146V144ZM171 143V144H170ZM179 143V144H178ZM200 143V144H199ZM241 143V144H240ZM249 143V144H248ZM11 145L12 147H10L9 145ZM52 144H54V145H52ZM85 144V145H84ZM134 146H133V145ZM145 144V145H144ZM157 144V145H156ZM177 144H178V146H177ZM192 144V148L194 149V150H196V152L197 153H195V151L190 147V145ZM199 144V145H198ZM235 144V145H234ZM17 145V146H16ZM49 145V146H48ZM72 145V146H71ZM79 145V146H78ZM96 145V146H95ZM131 145V146H130ZM156 145V146H155ZM159 145L162 147H159ZM186 145V146H185ZM232 145V146H231ZM234 145V146H233ZM241 145V146H240ZM247 145H249L248 147H247ZM54 146V147H53ZM61 146V147H60ZM89 146H91L92 147V149H91V147H90V151H89ZM124 146H125V148H124ZM135 147V150H133L132 152H131V150L132 149H134L133 147ZM140 146V147H139ZM143 146H144V149H143ZM171 146H173V147H171ZM177 146V147H176ZM182 147V149H181V147ZM184 146V147H183ZM261 146V147H260ZM37 147V148H36ZM58 147H59V149H58ZM79 149H78V148ZM87 148V150H86V148ZM95 147H97L96 149H94ZM109 147V148H108ZM121 147V148H120ZM130 147H132V148H130ZM175 147H176V149H175ZM197 147V149H195ZM225 147H227V148H225ZM239 147V148H238ZM242 148V151L240 150L241 148ZM262 147H263V150H262ZM16 148H18V149H16ZM53 148H54V150H53ZM103 148V147H102ZM107 148V149H106ZM123 148H124V150L126 151V152H124L123 151V155H122V150H123ZM141 148V149H140ZM154 148H156V149H154ZM158 148H159V150H158ZM179 148V149H178ZM184 148V149H183ZM187 148V149H186ZM199 148H201V149H199ZM205 148V149H204ZM225 148V149H224ZM229 148V149H228ZM245 148V149H244ZM246 148H247V150H246ZM260 148V149H259ZM21 149L23 150V151H21ZM46 149V150H45ZM56 149H58V150H56ZM71 149V150H70ZM232 149H234L233 151H231ZM239 149V150H238ZM50 150V151H49ZM56 150V151H55ZM61 150H62V152H61ZM64 150V151H63ZM80 150H81V152H80ZM96 150V151H95ZM147 152H146V151ZM153 150H156L157 152H158V154L155 152V154H154V151ZM179 152H177V151ZM184 150V151H183ZM186 150V151H185ZM199 150V151H198ZM220 150V151H219ZM223 150L225 151L226 150V152H223ZM228 150V151H227ZM246 150V151H245ZM36 151V152H35ZM46 151H48L51 155H52V153H54V155H53V157L49 154V153H46ZM59 151V152H58ZM88 151V152H87ZM94 151V152H93ZM99 151H100V153H99ZM101 151H102V153H101ZM108 152V153H106V152ZM118 151V152H117ZM136 151V152H135ZM176 153H175V152ZM180 151H182V152H180ZM190 153H189V152ZM193 151V152H192ZM235 151H237V152H235ZM239 151H241V153L239 152ZM261 152V154H260V152ZM38 152V153H37ZM80 154H79V153ZM93 152V153H92ZM104 152V153H103ZM112 152V153H111ZM153 154H152V153ZM166 152V153H165ZM204 152V153H203ZM222 152H223V154H222ZM233 152H235V155L233 154H231V153ZM30 153V154H29ZM34 153H35V155H36V157H35V155H34ZM56 153V154H55ZM59 153V154H58ZM80 155V156H78V158L77 157H75V154H76V156L78 155V154ZM85 153V154H84ZM106 153V154H105ZM117 153V154H116ZM120 153H121V155H120ZM183 154L184 155V157H182L183 155H181V154ZM194 153V154H193ZM227 153V154H226ZM239 153V154H238ZM243 153H244V156H243V158H242V155H243ZM17 154H18V157H17ZM40 154V155H39ZM72 154H73V156H72ZM83 154H84V156H83ZM110 154V155H109ZM125 154L127 155L126 157H125ZM133 154V155H132ZM137 156H136V155ZM163 154H165V155H163ZM176 154V155H175ZM177 154H179V155H181V158L179 157V156H177ZM194 155V158H193V155ZM198 154V155H197ZM226 156H225V155ZM240 155L239 157H238V155ZM259 154V155H258ZM34 155V156H33ZM37 155H39V156H37ZM45 155H46V157H45ZM48 155H49V157H48ZM57 155V156H56ZM89 157H88V156ZM103 155H107L106 157H104ZM131 155H132V157H131ZM187 155V156H186ZM231 155L233 156V157H231ZM34 157V159L35 160H33L32 159V157ZM50 156H51V158H50ZM61 156H63V157H61ZM72 156V157H71ZM87 156V157H86ZM102 157V158H105L104 160V162H109L110 163V160L112 161V163H113V165H115L116 164V166H117V168H116V166H112V165H110L108 162L107 163H103L102 162V158H99V157ZM134 156H136V157H134ZM158 156V157H157ZM162 156V157H161ZM18 159H17V158ZM38 157H39V159H38ZM54 157H56V159H54ZM77 158V160L75 159V158ZM79 157H81L82 158V160L81 159H79ZM83 157L85 158L84 160H83ZM108 157V158H107ZM119 157V158H118ZM126 159H125V158ZM140 157V158H139ZM153 157L155 158V159H153ZM169 157V158H168ZM191 157V158H190ZM237 157V158H236ZM241 157V158H240ZM53 158V159H52ZM92 160H91V159ZM107 158V159H106ZM122 158H124V159H122ZM161 158V159H160ZM168 158V159H167ZM224 158V159H223ZM232 158H234V160H232ZM37 159V160H36ZM110 159V160H109ZM115 159H116V161H117V163L116 162H114L115 161ZM131 159H133L132 161H131ZM144 159V160H143ZM153 159V160H152ZM162 159H163V161H162ZM172 159V160H171ZM191 159V160H190ZM202 159H203V163H202ZM213 159H215V160H213ZM217 159H219L218 161H217ZM27 162H26V161ZM30 160V161H29ZM32 160V161H31ZM58 160V161H57ZM74 160H75V162H74ZM79 160V161H78ZM89 160V161H88ZM128 160V161H127ZM136 160V161H135ZM140 160V164H138L137 162ZM155 160V161H154ZM159 160V161H158ZM181 160H183V161H181ZM196 162H195V161ZM226 160H228L227 161V163L225 162L224 163V161H226ZM236 160V161H235ZM257 162H256V161ZM259 160V161H258ZM9 161H10V163H9ZM54 161V162H53ZM60 161V162H59ZM71 161L74 163H72V165H71ZM82 161H84L83 163H82ZM102 162L101 163V165H100V163H97V162ZM118 161H120V163L121 164H118L119 162ZM134 161V162H133ZM204 161H206V163L204 164ZM217 161V162H216ZM233 161V162H232ZM235 161V162H234ZM254 161V162H253ZM55 162H57V163H55ZM79 164L78 166L76 165L77 163ZM95 162L98 164H96L95 165ZM133 162V163H132ZM136 162V163H135ZM145 162V163H144ZM186 162V163H185ZM260 162H262V163H260ZM52 163V164H51ZM69 163V164H68ZM94 163V164H93ZM135 163V164H134ZM147 163V164H146ZM157 163V164H156ZM202 163V164H201ZM224 163V169H222L223 168V166H222V164ZM257 163L259 164V165H257ZM17 164V165H16ZM48 164H49V167L47 168V167H45V166H48ZM51 164V165H50ZM57 164H58V166H57ZM60 164V165H59ZM91 164V165H90ZM104 164V165H103ZM145 164H146V167L147 168H145ZM149 164H151V165H153V167L151 166V165H149ZM179 164H180V166H179ZM181 164H182V166H183V164H185L183 167H184V169H181L180 167H181ZM191 166H190V165ZM204 164V165H203ZM210 166H209V165ZM218 164V165H217ZM64 165H65V167H64ZM67 165L69 166L68 168H67ZM81 165V166H80ZM142 165H143V168H145L143 171H141V170H139V166L140 167H142ZM170 165V166H169ZM195 165V166H194ZM199 165H201L200 167H198ZM203 165V166H202ZM208 165V167H206ZM6 166V167H5ZM15 166L17 167V169L15 168ZM31 166V167H30ZM44 166V167H43ZM54 166V167H53ZM80 166V167H79ZM87 166V169L85 168ZM91 166V167H90ZM94 166H96V168L94 167ZM97 166H99V167H97ZM103 166H105L104 167V169H100L101 167ZM106 166H108V167H111L110 169L108 168V167H106ZM118 166H119V168H118ZM121 166V167H120ZM129 166H130V168H129ZM132 166V167H131ZM136 166V167H135ZM158 166H160V167H158ZM166 166V167H165ZM167 166H169V167H167ZM185 166H186V168H185ZM226 166V167H225ZM227 166H228V168H227ZM245 167V168H243V167ZM257 166V167H256ZM261 166H263V167H261ZM5 168L4 170H3V168ZM21 167V168H20ZM34 167V170L33 169H31V168H33ZM53 167V168H52ZM62 167L64 168V169H62ZM102 167V168H103ZM134 167V168H133ZM206 169H205V168ZM65 168H67L66 170L68 171V174L66 173L67 171H64L65 170ZM93 168V169H92ZM105 168H107V169H105ZM114 168V171L112 170ZM117 169V171H116V169ZM127 168V169H126ZM149 168V169H148ZM157 168H159V169H157ZM180 168V169H179ZM193 168V169H192ZM199 168V169H198ZM204 168V169H203ZM220 168V169H219ZM225 168H227L228 170H226ZM243 168V169H242ZM253 168V169H252ZM259 168V169H258ZM263 168V169H262ZM1 169L3 170V172L1 171ZM69 169V170H68ZM76 169H78V170H76ZM90 169L92 170V171H90ZM163 169V170H162ZM166 169H167V171H166ZM177 169V170H176ZM208 169V170H207ZM262 169V170H261ZM7 170V171H6ZM16 170V171H15ZM30 170H32V171H30ZM62 170V171H61ZM72 170H73V174H75L76 173V171H82V170H86V173H87V177H85L84 179H85V186L84 187H82L81 185H79V183H77V182H79V181H73L71 178V176H73L72 175ZM97 172H96V171ZM98 170H101L100 171V173H98L99 171ZM102 170H105V172L104 171H102ZM112 170V171H111ZM121 170V171H120ZM126 170H128V171H126ZM133 170V171H132ZM137 170V171H136ZM152 170H153V175L151 176V174H152ZM164 170H165V172H164ZM175 170V171H174ZM181 170V171H180ZM186 172H185V171ZM204 170V171H203ZM214 170V171H213ZM218 170H220L221 171V173H220V171L218 172ZM241 170H242V172H244V173H242L241 172ZM13 171H14V173H13ZM34 171V173H32ZM41 171V172H40ZM106 171H108V172H106ZM110 171V172H109ZM125 173H124V172ZM132 171V172H131ZM134 171H135V173H134ZM144 171H145V175H144ZM149 171H150V173H149ZM183 171H184V174H183ZM198 171V172H197ZM210 171L213 173L212 175H211V173H210ZM224 171H226V172H224ZM238 171H239V173H238ZM2 172V173H1ZM6 172V173H5ZM19 172V173H18ZM25 172V173H24ZM28 172H30V173H32V174H28ZM38 172V173H37ZM58 172H59V174H58ZM62 174H61V173ZM70 172V173H69ZM90 172H92V173H90ZM95 172H96V174H95ZM101 172H102V175H100L101 174ZM121 172V173H120ZM127 172H129V175H130V178L128 179V177H129V175L127 174ZM130 172L132 173V174H130ZM141 172V173H140ZM167 172V174H165ZM176 172V173H175ZM229 172V173H228ZM250 172V173H249ZM37 173V174H36ZM43 173V174H42ZM91 175H90V174ZM105 173H107V174H105ZM137 173H138V175H137ZM210 173V174H209ZM215 173H218V176L215 174ZM220 173V174H219ZM237 173V174H236ZM241 173V174H240ZM25 174V175H24ZM33 174H34V176H33ZM56 174L57 175H59V178H58V176H57V178H58V180H57V178L55 177L56 176ZM92 174H95L94 176H95V178L93 177V175ZM99 175V179H97L98 178V175ZM103 174L104 175H108V181L105 183V184H103L102 186H100V184H99V182L101 181V178H102V176H103ZM120 174H123V175H120ZM140 174V175H139ZM150 174V175H149ZM158 174V176H156V175ZM161 174H163V176L161 175ZM173 174H175V176H173ZM179 174V175H178ZM187 174L189 175L188 177H187ZM204 174V175H203ZM224 174V175H223ZM234 174V175H233ZM238 174H240V175H238ZM244 174H246V176H242V175H244ZM250 174V175H249ZM18 175H19V177H18ZM24 175V176H23ZM28 175V176H27ZM30 175V176H29ZM70 175V176H69ZM90 175V176H89ZM127 175H128V177H127ZM142 175V176H141ZM154 175H155V178L156 179H158V180H156L155 178H154ZM165 175V176H164ZM167 175H170V177H168ZM184 175V176H183ZM202 175V176H201ZM208 175V176H207ZM215 175V176H214ZM222 175H223V177H222ZM40 176V177H39ZM67 176V177H66ZM91 176H92V178L94 179V180H92V181H90L92 178H91ZM96 176H97V178H96ZM118 176V177H117ZM123 178H122V177ZM125 176V177H124ZM139 176L140 177H142V178H139ZM150 178H149V177ZM162 176V177H161ZM179 176V177H178ZM181 176V177H180ZM204 176H205V178H204ZM209 176H212V177H209ZM226 176V177H225ZM228 176V177H227ZM237 176H240V178L239 177H237ZM250 178V181L249 180H247L248 179V177ZM32 179H31V178ZM53 177V178H52ZM65 177L67 178V179H65ZM115 177H116V179H117V181L118 180H121V179H127L126 181L128 182V185L130 186V187H128V185H127V195L126 196H123V194H119V196H121V199H122V202L124 203V204H122V207H123V212L120 210V208H119V205L118 206H116V205H114L113 206V204H114V202L113 203H109L108 201L109 200H111V199H113V195L111 196V194H113L111 191H109V187H108V184H110V183H112V182H117L116 181V179H115ZM121 177V178H120ZM152 177V178H151ZM162 179H161V178ZM167 177V178H166ZM173 177V178H172ZM175 177H176V179H175ZM184 177V178H183ZM186 177V178H185ZM189 177H191V178H189ZM210 179H209V178ZM220 177H222V178H220ZM236 177V179L234 180V178ZM12 178V179H11ZM42 179V181L44 182L43 184H41L42 183V181H41V179ZM56 178V179H55ZM65 180H64V179ZM88 178H90V180H88ZM120 178V179H119ZM134 178V179H133ZM148 178V179H147ZM171 178V179H170ZM182 178V179H181ZM216 178V179H215ZM245 178V179H244ZM247 178V179H246ZM7 179H9V181L7 180ZM30 179V180H29ZM53 179V180H52ZM59 179H61V180H59ZM97 179V180H96ZM111 179V180H110ZM138 179V180H137ZM140 179H144V180H141V181H143V183L145 182V184L143 185V183L140 181ZM145 179H146V181H145ZM151 179V180H150ZM154 179V180H153ZM167 179V180H166ZM175 179V180H174ZM179 181H178V180ZM187 179H189V180H187ZM215 179V180H214ZM220 179V180H219ZM7 180V181H6ZM19 180V181H18ZM56 180V181H55ZM64 180V181H63ZM110 180V181H109ZM135 180H136V182H135ZM149 180V181H148ZM156 180V181H155ZM160 180V181H159ZM164 180V181H163ZM172 180H173V183H172ZM208 180V181H207ZM209 180H210V182H209ZM233 182H232V181ZM237 180V181H236ZM4 181V182H3ZM11 181V183H6V182H10ZM15 181V182H14ZM39 181H40V183H39ZM46 181V182H45ZM48 181V182H47ZM50 181V182H49ZM52 181V182H51ZM59 181V183H57ZM62 181H63V183H62ZM158 181V182H157ZM163 181V182H162ZM168 181V182H167ZM177 181V182H176ZM189 183H188V182ZM206 183H205V182ZM220 181V182H219ZM228 181V182H227ZM242 181V182H241ZM246 181H249V182H246ZM2 182V183H1ZM25 182V183H24ZM32 183V184H30V183ZM33 182H35V183H33ZM38 182V185L36 184ZM67 182V183H66ZM87 182H88V185H89V187H86L87 185ZM90 182H91V185H90ZM95 182V183H94ZM138 182L140 183V184H138ZM154 182V183H153ZM161 182V183H160ZM170 183L171 184V186H170V184L169 185H167V184H165V183ZM179 182V183H178ZM191 182V183H190ZM231 182V183H230ZM237 182H238V184H237ZM6 183V184H5ZM15 183V184H14ZM47 183H48V185H47ZM66 183V184H65ZM98 183V184H97ZM149 183V184H148ZM174 183H175V185H174ZM183 183V184H182ZM223 183V184H222ZM226 183V184H225ZM232 183H234V184H232ZM241 183V184H240ZM9 184V185H8ZM15 186H20V188L19 187H17L18 188V190L20 189L21 191H24V192H26L25 194L26 195H22L21 196V193L19 192V191H17V189L16 188H14V185ZM18 184V185H17ZM29 184V185H28ZM69 184V185H68ZM138 184V185H137ZM149 185L148 186V188H146V186L147 185ZM160 184V185H159ZM163 184H165V185H167V187L169 186L170 187V190H168V191H166L165 192V190H164V188L167 190L168 188L167 187H164L165 185H163ZM176 184H178L179 185V187H177L178 185H176ZM185 184V185H184ZM188 186H187V185ZM197 184V185H196ZM209 184V185H208ZM236 184V185H235ZM247 184H249V186H247ZM3 185H5V186H3ZM26 185V186H25ZM31 185V186H30ZM36 185V186H35ZM45 185V186H44ZM52 186L51 188L49 187V186ZM63 185V186H62ZM74 185H75V187H74ZM93 185H94V187H93ZM133 185V186H132ZM140 185V186H139ZM151 185V186H150ZM190 185V186H189ZM220 187H219V186ZM224 185V186H226L225 188H224V186H223V189H221L222 188V186ZM230 185V186H229ZM246 185V186H245ZM10 186V188H8ZM30 186V187H29ZM49 188H48V187ZM105 187V189H104V187ZM136 186V187H135ZM137 186H138V188H137ZM155 186V187H154ZM160 186H161V188H160ZM186 186H187V188H186ZM208 186V187H207ZM243 186H245V187H243ZM13 187V188H12ZM24 187V188H23ZM34 187L36 188V189H34ZM46 187V188H45ZM64 187V188H63ZM80 187V188H79ZM99 188V189H97V188ZM133 187V188H132ZM145 187V188H144ZM210 187H213V190H215V193H217V191L219 190V188H220V190L223 192L224 191V193H226L228 196H230L229 198H234V197H236L237 196V193H241V196L243 197V199H244V205H247L251 210H252V212H253V216L254 217H256V218H251V219H248L246 216H245V213H246V211H245V209H243V207L241 206V204L240 205H237V206H228V205H225V204H222V205H220V204H218V203H216L214 200H212V199H206V197H203L202 195H204V193L210 188ZM216 187V188H215ZM250 188V190H249V188ZM11 188H12V190L14 191H11ZM28 188V189H27ZM30 188H32L31 190H30ZM71 188V189H70ZM84 188L85 189H87L88 188V192L86 191V190H84ZM134 188H136V189H134ZM145 190V192H142L141 190H143V189ZM152 188V189H151ZM155 188V189H154ZM159 188V189H158ZM186 188V189H185ZM205 188H206V190H205ZM208 188V189H207ZM236 188V189H235ZM16 189V190H15ZM50 189L53 191V189H54V192H52V194H51V191H50ZM132 189V191L133 192H130L129 190H131ZM134 189V190H133ZM146 189H148V190H146ZM196 189V190H195ZM202 190L203 189V191H200V190ZM248 189V192L246 191ZM255 189V190H254ZM9 190V191H8ZM27 190L29 191V192H27ZM56 190H58V191H56ZM75 190V191H74ZM95 190V191H94ZM105 190V191H104ZM135 190H137V191H135ZM143 190V191H144ZM149 190H150V192H149ZM159 190V191H158ZM179 190V191H178ZM189 190V191H188ZM243 190H245V191H243ZM15 191H17L18 192V194L19 195H17V193L15 192ZM34 191V192H33ZM37 191V192H36ZM60 191V192H59ZM69 191V192H68ZM72 191H74V192H76L75 194H74V192H72ZM86 191V192H85ZM92 191H93V193H92ZM110 192L109 194L107 193V192ZM175 191H176V193H175ZM185 191V192H184ZM186 191H187V193H186ZM230 191H231V193H230ZM255 191V192H254ZM257 191V192H256ZM3 192V194H4V196H3V194H1ZM9 192H12V193H15V194H11V193H9ZM24 192L22 193V194H24ZM62 192H64L63 193V195H62ZM65 192H66V194H65ZM85 192V193H84ZM89 192L90 193H92V195L91 196H89L88 194H89ZM136 192V193H135ZM142 192V193H141ZM152 192H153V194H152ZM170 193V192H172L171 194H168V193ZM185 193L186 195H184V196H182V193ZM201 192H203L202 194H201ZM229 192V193H228ZM244 192V193H243ZM246 192V193H245ZM252 192V194H250ZM254 192V193H253ZM6 193H7V195H6ZM8 193H9V195H8ZM35 193H36V195H35ZM48 193V194H47ZM56 193V194H55ZM58 193V194H57ZM61 193V194H60ZM96 193V194H95ZM106 193H107V196H106ZM132 193V194H131ZM139 193V194H138ZM149 195H148V194ZM152 195H151V194ZM155 193V194H154ZM165 193H167V194H165ZM176 195H175V194ZM188 193H191V194H188ZM32 194H33V196H32ZM51 194V195H50ZM67 194H68V196H67ZM69 194H71V195H69ZM72 194L74 195V197L72 196ZM94 194V195H93ZM103 194H104V196H103ZM133 194H135V195H133ZM141 194H143V195H141ZM144 194H145V197H144ZM247 194H249V195H247ZM30 195V196H29ZM46 195V196H45ZM50 195V196H49ZM56 195H58V198L56 197ZM76 195V196H75ZM86 195V196H88V197H84V196ZM96 195H99V196H96ZM131 195V196H130ZM154 195H155V197H154ZM169 195V196H168ZM188 195V196H187ZM190 195H191V199H189V197H190ZM199 195H200V198H202L201 200H200V198H199ZM233 197H232V196ZM2 196H3V198H2ZM6 196H8V198L6 197ZM39 196H41L40 198L42 199H40L39 198ZM49 198H48V197ZM60 196V197H59ZM63 196V197H62ZM77 196H79V199L80 198H82V196L84 197V198H82V199H80V201H79V199H78V197ZM102 196V197H101ZM106 196V198H104ZM110 196V197H109ZM151 196V197H150ZM171 196V197H170ZM188 198V200H190V202L188 201L187 202V200H185V199H187L186 197ZM192 196H194V197H192ZM10 197H13V198H11V199H9ZM17 197V198H16ZM31 197V198H30ZM35 197V199H33V198ZM44 197V198H43ZM92 197V198H91ZM97 197H99V198H97ZM101 197V198H100ZM112 197V198H111ZM139 199H138V198ZM144 197V198H143ZM150 197V198H149ZM184 197V198H183ZM197 197H198V201H197ZM251 197V198H250ZM2 198V199H1ZM56 198V199H55ZM86 198H88V200L86 201ZM127 198V199H126ZM163 198V199H162ZM169 198L171 199V201L169 200ZM192 198H193V200H192ZM205 198V199H204ZM7 199V200H6ZM49 199V200H48ZM53 199L54 200H56L55 202L53 201ZM57 199H59V200H57ZM73 199H74V201H73ZM75 199H77L76 201H75ZM84 199V200H83ZM103 199V200H102ZM104 199H106L105 201H104ZM109 199V200H108ZM125 199H126V201H125ZM131 199V200H130ZM138 199V200H137ZM144 200L143 201V203L145 202V199H146V204H143V206L144 205H146V207L144 206V207H142L141 206V204H142V200ZM155 199V200H154ZM184 199V200H183ZM251 201H250V200ZM8 200H11V201H8ZM14 200V201H13ZM41 200V201H40ZM48 200V201H47ZM98 200H99V202H98ZM130 202H129V201ZM149 200V201H148ZM166 200V201H165ZM168 200V201H167ZM192 200V201H191ZM202 200H203V202H202ZM259 200V201H258ZM3 203H2V202ZM16 201H18L17 203H15ZM28 201V203H26ZM35 201V202H34ZM42 201H44V203L46 204H44V203H42ZM83 201V202H82ZM86 201V202H85ZM89 201V202H88ZM91 201V202H90ZM112 201V200H111ZM110 201V202H111ZM140 201V202H139ZM185 201V202H184ZM200 201V202H199ZM211 201V202H210ZM40 202H41V204L43 205L44 204V206H43V208H41L42 206L40 205ZM74 202V203H73ZM78 203V205H76L77 203ZM81 202V203H80ZM137 202H138V204H139V208H138V205H137ZM156 202V203H155ZM164 202V203H163ZM199 202V205L201 206H199L197 203ZM208 202V203H207ZM214 202V203H213ZM21 203V204H20ZM35 203H37V204H35ZM48 203V204H47ZM83 203V204H82ZM87 203V204H86ZM133 203H134V205H133ZM141 203V204H140ZM150 203V204H149ZM162 203H163V207H161L162 206ZM166 203H168V205L166 204ZM187 203V204H186ZM188 203H190V205L188 204ZM191 203H192V205H191ZM194 203V204H193ZM202 205H201V204ZM210 203V204H209ZM251 203V204H250ZM257 203V205L258 206H256L255 204ZM259 203V204H258ZM10 206H9V205ZM24 204V205H23ZM54 204V205H53ZM63 204H65V206H66V210H65V216H63V218H61V219H59L58 221H55L54 220V218H56V215H51V212H52V209H54L55 207H61ZM127 204V205H126ZM137 206H136V205ZM158 204V205H157ZM161 204V206L159 207V205ZM227 204V203H226ZM6 205H8V206H6ZM13 205V206H12ZM21 205H22V207H21ZM32 205V206H31ZM53 205V206H52ZM76 205V206H75ZM82 205V206H81ZM130 205H131V207H130ZM154 205H157V208H159V210H160V208L162 209L163 208V210H161V211H157L158 209L154 206ZM184 205H185V207H184ZM187 205V206H186ZM198 205V206H197ZM204 205V206H203ZM208 205V206H207ZM210 205V206H209ZM226 207H225V206ZM260 205H262L261 207H262V209L261 208H258ZM5 206L7 207V208H5ZM16 206V207H15ZM47 206V207H46ZM134 206H136L135 208L136 209H140V206L143 208V211H142V209L141 210H137L136 212H135V208H134ZM241 206V207H240ZM256 206V207H255ZM4 207V208H3ZM13 207V208H12ZM15 207V208H14ZM19 207H20V209H19ZM27 207V208H26ZM38 207V208H37ZM49 207V208H48ZM70 207V208H69ZM111 207V208H110ZM116 207V208H115ZM127 207H128V209H127ZM153 207H154V209H153ZM167 207V208H166ZM169 207V208H168ZM191 208V209H194L195 210V216H200V217H195V219L197 218V220H196V224H191V223H194L195 222V219H194V217H193V220L191 221L190 219H187L188 217H187V215H188V212H187V209L188 208ZM205 209H204V208ZM208 207V208H207ZM223 207H225V208H223ZM239 207V208H238ZM254 207V208H253ZM17 208H18V210H17ZM37 208V209H36ZM45 208H46V210H45ZM157 210H156V209ZM166 208V209H165ZM198 208V210L200 211V212H197L198 210H196ZM206 208H207V210H206ZM211 208V209H210ZM230 209V211H233V212H229L228 213V211H229V209ZM235 208V209H234ZM238 208V209H237ZM257 210H256V209ZM42 209V210H41ZM107 209V210H106ZM110 209V210H109ZM112 209V210H111ZM167 209H169V210H167ZM201 209H203V210H201ZM259 209V210H258ZM14 210L15 211H17V214H16V212H14ZM49 210V211H48ZM69 210V211H68ZM125 210V211H124ZM126 210L128 211L127 213H126ZM131 210L132 211H134V212H132L131 213ZM156 210V211H155ZM186 210V211H185ZM204 210H205V212H204ZM227 210V211H226ZM235 210V211H234ZM6 211V213H7V211H8V214H6V213H4V212ZM11 211V212H10ZM13 211V212H12ZM43 211H45V212H43ZM100 211H101V213H103L102 215H103V217H102V215L101 214H99L100 213ZM105 211H106V213H105ZM107 211H109V213L107 214ZM141 211V213H139ZM164 211V212H163ZM204 212V214H203V212ZM207 211H208V214H207ZM239 211V212H238ZM244 211V212H243ZM3 212V213H2ZM33 212V213H32ZM49 212V213H48ZM114 212V213H113ZM138 212V213H137ZM156 212H158V213H156ZM168 214H167V213ZM222 212V213H221ZM234 212H235V214H234ZM259 212H261V213H259ZM20 213V214H19ZM42 213V214H41ZM44 213V214H43ZM49 215H48V214ZM104 213L105 214H107V215H104ZM116 213V214H115ZM122 213H124V214H126L124 217H122ZM129 213V214H128ZM130 213H131V215L133 216H129L130 215ZM134 213H136L135 214V216L133 215ZM165 213H166V215H165ZM230 213H232V214H230ZM241 213H243V214H241ZM256 213V214H255ZM259 215H258V214ZM3 214V215H2ZM13 214V215H12ZM15 214H16V216H15ZM30 214V215H29ZM35 214H37V215H35ZM47 214V215H46ZM99 214V217L100 218H98V216L97 215ZM151 214V215H150ZM158 214V215H157ZM161 215V217H160V215ZM239 214V215H238ZM7 216V218H9V219H7L6 217H4V216ZM21 215V216H20ZM138 215V216H137ZM156 215V216H155ZM208 215V216H207ZM218 215V216H217ZM9 216V217H8ZM35 216H36V218H35ZM48 216V217H47ZM53 216V217H52ZM69 216V217H68ZM95 216H96V220L98 221V223H96L97 221L94 219L95 218ZM107 216V218H105ZM111 216H113V217H111ZM117 216V217H116ZM126 216L128 217H130V218H133V222L134 223H136L137 224V226L138 225H140V226H138V227H141V228H139V229H137L138 230V232L136 233L137 234V236L136 235H131V237L129 238V239H127V237H126V232L128 233L129 232V229H128V231H127V229H126V227H127V225L128 224H124V223H122V222H125V223H127V220H125V219H127L126 218ZM158 216V217H157ZM183 216V217H182ZM207 216V217H206ZM211 216V217H210ZM231 216V217H230ZM239 216V217H238ZM29 217V219H27ZM109 217V218H108ZM128 217V219H130ZM136 217V218H135ZM175 217V218H174ZM187 217V218H186ZM205 217H206V219H205ZM214 217H217V218H214ZM238 217V218H237ZM241 217V218H240ZM5 218V219H4ZM35 218V219H34ZM41 220H40V219ZM103 218V219H102ZM123 218V219H122ZM164 218V219H163ZM183 218H185V219H183ZM209 218V219H208ZM211 218V219H210ZM213 218H214V220H213ZM229 218V219H228ZM4 219V221H2ZM7 219V220H6ZM19 219H20V221H19ZM30 219H32V220H30ZM47 219V220H46ZM108 219V221L106 222V220ZM122 219V220H121ZM138 219H140V220H138ZM149 219V220H148ZM153 221H152V220ZM165 219H167V222H166V220ZM170 219V220H169ZM173 219V220H172ZM183 219V220H182ZM204 219V220H203ZM253 219H254V222L255 223H253L252 221H253ZM22 220V221H21ZM65 220V222H62V221H64ZM71 220V221H70ZM95 220V221H94ZM104 220H105V222H104ZM132 220V219H131ZM145 220V221H144ZM160 220H161V222H160ZM165 221V223H167V224H165L164 223V221ZM186 220V221H185ZM190 220V221H189ZM202 220L204 221L203 223H202ZM216 220V221H215ZM234 220V221H233ZM251 220V221H250ZM258 220V221H257ZM6 221H7V223H6ZM20 222V223H17V224H15L16 222ZM54 221V222H53ZM122 221V222H121ZM139 221V222H138ZM147 221V222H146ZM173 221V222H172ZM183 221H185L184 223H183ZM201 221V222H200ZM214 223H213V222ZM218 221H219V223H218ZM232 221V222H231ZM1 222H3L2 224H1ZM5 222V223H4ZM25 222V223H24ZM38 222V223H37ZM53 222V223H52ZM62 222V223H61ZM143 222H145V223H143ZM170 222V223H169ZM199 222V223H198ZM216 222V223H215ZM234 222V223H233ZM236 222H238V223H236ZM11 223V224H10ZM70 223H72V224H70ZM146 223H148V224H146ZM153 223V224H152ZM160 223H161V225H160ZM173 223V224H172ZM180 223V224H179ZM200 223H202L201 225H199ZM9 224V225H8ZM40 224V225H39ZM50 224H52V225H50ZM53 224H55L54 226H53ZM61 224V225H60ZM63 224V225H62ZM145 224V227L144 226H142V225H144ZM151 224V225H150ZM160 226H164L163 228L162 227H160ZM172 224V225H171ZM181 224H183V225H181ZM208 224V225H207ZM232 224H234V225H232ZM258 224V225H257ZM19 225V226H18ZM117 225H118V227H117ZM119 225H123L122 227L120 226L119 227ZM126 225V226H125ZM148 225V226H147ZM166 225V226H165ZM176 226V227H172V226ZM201 226L200 228H199V226ZM207 225V226H206ZM225 226L226 227V229H225V227L223 228V227H221V226ZM237 225V226H236ZM13 226V227H12ZM14 226H16V227H14ZM61 226V227H60ZM64 226V227H63ZM108 226V225H107ZM151 226V227H150ZM168 226V227H167ZM185 226V227H184ZM218 226V227H217ZM256 226V227H255ZM4 227H6L8 230H6ZM35 227V228H34ZM45 227V228H44ZM97 227V228H96ZM150 227V228H149ZM158 227H159V230L161 229V231H159L158 230ZM178 227H179V229H178ZM197 227H198V229H197ZM215 229H214V228ZM233 227L235 228V230L233 229ZM238 227V228H237ZM259 227V228H258ZM23 228V229H22ZM33 228H34V230H33ZM41 228H43L42 230H41ZM96 228V229H95ZM124 228V229H123ZM146 228H149V229H146ZM152 228V229H151ZM170 228V229H169ZM202 228H203V230H202ZM206 228V229H205ZM219 228V229H218ZM221 228V229H220ZM250 228V229H249ZM252 228V229H251ZM256 230H254V229ZM258 228V229H257ZM262 228V230L260 231V229ZM15 229H17V230H15ZM35 229H37L36 231H35ZM141 229V230H140ZM154 229V230H153ZM163 229H165L164 231H166V232H164L163 231ZM177 229V230H176ZM209 229V230H208ZM228 229V230H227ZM248 229V230H247ZM5 230V231H4ZM11 230V231H10ZM46 230V231H45ZM68 230V231H69ZM105 230H107L108 231V229H107V227H105ZM116 230H118L117 232H116ZM119 230H122L121 232H119ZM126 232H125V231ZM148 230V231H147ZM152 230L154 231V232H152ZM167 230H169V231H167ZM170 230H171V232H170ZM213 230H215V231H213ZM224 230H226V231H224ZM234 230V231H233ZM1 231H2V233H1ZM37 231H39V232H37ZM41 231V232H40ZM64 231H66L67 233H60V232H64ZM139 231H141V232H139ZM145 231H146V233H147V235L146 236H144V234H145ZM163 231V232H162ZM203 231V232H202ZM251 231H252V233H253V231L256 233V235L258 234V236H256L255 235V233H253L255 236H253L252 235V233H251ZM260 231V232H259ZM31 232V233H30ZM35 232V233H34ZM92 232V231H91ZM109 232V231H108ZM119 232V233H118ZM125 232V233H124ZM144 232V233H143ZM149 232H152L151 234L149 233ZM167 232H168V234H167ZM197 232V233H196ZM198 232L200 233V234H202V235H200V234H198ZM205 232V233H204ZM213 233V237H212V233ZM216 232V233H215ZM224 232V233H223ZM261 234H259V233ZM263 232V233H262ZM9 235H8V234ZM18 233H19V236L21 237H25V239L24 238H18L19 236H17L18 235ZM42 233H43V235H42ZM59 233V234H58ZM113 233H109L108 235L110 236L109 238L111 239L112 238V236L111 235H113ZM120 233H121V235H120ZM141 233H142V235H141ZM164 233V234H163ZM183 234V235H188V236H190L191 237V239H192V241H194V242H192V245H194L193 247V251H192V255L193 256H195L196 257V259H195V257H186V258H184V256H182V254H183V249L181 250L180 249V245L181 244H178V242L180 241L177 237H180V236H178V234ZM195 233V234H194ZM221 233V234H220ZM5 234V235H4ZM15 234V235H14ZM36 234V236H34ZM40 234H41V238H40ZM56 234V235H55ZM116 234H114V236L116 235ZM150 234V235H149ZM153 234V235H152ZM208 234H209V236H208ZM215 234V235H214ZM219 235V236H217V235ZM223 234V235H222ZM30 235V236H29ZM62 236L61 237V239H59L60 237H58V236ZM123 237V236H125V237H123V238H125L124 240L123 239H121V238H118V237ZM152 235V236H151ZM206 237H205V236ZM226 235H231V237H232V240H233V242L235 243L236 242V246L234 247V248H231L230 246L231 245H229L227 242H226ZM240 237H239V236ZM252 235V237H251V239H250V236ZM16 236H17V239H16ZM34 236V237H33ZM39 236V237H38ZM55 236H57L56 238H55ZM113 236V237H114ZM142 236H144V237H146L145 239L146 240H144V237L142 238ZM154 236H157L158 238L157 239H159V240H155L154 241ZM177 236V237H176ZM193 236V237H192ZM233 236H235V237H233ZM9 237V238H8ZM140 237H141V239H140ZM148 237H149V239H150V237H151V239H150V242H152V244L149 242V239H148ZM174 237H176V239L178 240H176ZM202 237V238H201ZM204 237V238H203ZM209 237V238H208ZM216 237V238H215ZM223 237V238H222ZM254 237V238H253ZM11 238V239H10ZM13 238V239H12ZM26 238H28V240L29 239H32L31 241L33 242L34 240H37V242L35 241V242H31L30 240V242H28V244H27V239ZM35 238H37V239H35ZM40 240H39V239ZM50 238H51V240H50ZM58 238V239H57ZM64 238V239H63ZM136 238H137V240H136ZM206 238H208V239H206ZM217 238H219V239H217ZM234 238V239H233ZM238 238V239H237ZM9 241V244H8V241ZM19 239V240H18ZM119 239H121V241H119ZM144 241H143V240ZM210 239V240H209ZM221 239H222V241H221ZM235 239H237L236 241H235ZM251 240V241H248V240ZM257 239V240H256ZM259 239V240H258ZM5 240V241H4ZM13 240H15L16 242H13ZM72 240H74V241H72ZM117 241V243H115L116 241ZM148 240V241H147ZM151 240H153V241H151ZM169 240H171V241H173L172 243L174 244V246H176V247H173V244L171 243V241H169ZM198 240V241H197ZM216 240V241H215ZM218 240V241H217ZM11 241V242H10ZM51 241H53L52 243H51ZM58 243L59 241V243L57 244L56 242ZM119 241V242H118ZM176 241H177V243H176ZM203 241H205V244L207 245L208 243H210L211 242V244H208L207 246H205V244H203ZM213 241H214V243H213ZM242 241V242H241ZM262 241V242H261ZM4 242H5V244H8V245H5L4 244ZM20 242H21V244H20ZM45 242V243H44ZM64 242V243H63ZM138 242V243H137ZM145 242L147 243V244H145ZM208 242V243H207ZM217 242V243H216ZM240 242V243H239ZM257 243V245L256 246H254L255 247V249L254 250H252L254 247H253V245L255 244V243ZM259 242V243H258ZM18 243L20 244V245H18ZM29 243H31L30 244V249L28 248L29 247ZM35 243H37V244H35ZM47 243V244H46ZM54 243V244H53ZM116 244L115 246L117 247V246H119L117 249H116V247L115 246H113V244ZM136 243V244H135ZM144 243V244H143ZM149 243V244H148ZM166 243V244H165ZM180 243V242H179ZM215 243H216V245L218 244V247H216V245H215ZM237 243H239V244H237ZM2 244H4V246H6L5 248L7 249V251L5 250V248H4V246H2ZM15 244V245H14ZM17 244V245H16ZM24 244H26L27 245V247L24 245ZM40 244V245H39ZM45 246H44V245ZM56 244V245H55ZM68 244V245H67ZM72 245V247H71V245ZM117 244H119V245H117ZM156 244L157 245H159L158 247H162V248H160L161 250V252H163V253H161L160 251H158V253H160V254H164L163 256L162 255H160V254H157L159 257H161L162 256V259L160 258V260H159V257L157 256V255H155V252H157V249H155V247L156 248H158L157 246H156ZM166 246H165V245ZM202 244V245H201ZM32 245H34V246H32ZM51 245V246H50ZM73 245H74V247H75V249H74V247H73ZM148 245V246H147ZM163 245V246H162ZM171 245V246H170ZM200 245H201V247H200ZM211 245V246H210ZM213 245V246H212ZM215 245V246H214ZM222 245V246H221ZM239 245V246H238ZM25 246V247H24ZM48 246V247H47ZM53 246H54V248H53ZM67 246L69 247V248H67ZM83 246V247H82ZM131 246H128V247H131ZM179 246V247H178ZM238 246V247H237ZM250 246V247H249ZM33 247V248H32ZM77 247H82L81 249H79V248H77ZM146 247H147V249H146ZM164 247V248H163ZM191 247V246H190ZM207 247H208V249H209V251H208V249H207ZM212 247V248H211ZM214 247V248H213ZM257 247H259V248H257ZM4 250H3V249ZM14 248H16V249H14ZM28 248V249H27ZM37 248V249H36ZM52 248H53V250H52ZM63 248V249H62ZM71 248V249H70ZM77 248V249H76ZM111 248V249H110ZM113 248H115L114 250H115V252L116 253H114L113 255H112V250H113ZM123 248H125V249H123ZM152 248V249H151ZM172 248V249H171ZM200 250V253L198 252V249ZM220 248V249H219ZM225 248V249H224ZM10 249V250H9ZM27 251H26V250ZM50 249V250H49ZM70 249V250H69ZM123 249V250H122ZM153 249H155V250H153ZM159 249V248H158ZM163 249H164V251H163ZM175 249V250H174ZM207 249V250H206ZM261 249H262V251H261ZM28 250H29V252H31L30 254H29V252H28ZM40 251V252H38V251ZM46 250H48L47 252H46ZM74 250V251H73ZM79 252V250H81L79 253H78V255H76V252L77 251ZM113 250V251H114ZM126 250V251H125ZM173 250V251H172ZM181 250V251H180ZM203 250V251H202ZM214 250V251H213ZM218 250V251H217ZM221 250V252H219ZM244 251V250H250V251H255L252 255L250 254V258L249 257H242V256H240V254H242V252L241 251ZM258 252H257V251ZM23 251H24V253H23ZM51 251H53V252H51ZM56 251L59 253V256L57 257V253H56ZM64 253H63V252ZM73 253V255H72V253ZM110 253H109V252ZM118 251V252H117ZM152 251V252H151ZM170 251H172V252H170ZM178 251V252H177ZM201 251H202V253H201ZM9 252L11 253V254H9ZM14 252V253H13ZM25 252H27L28 254H25ZM37 252V253H36ZM51 252V253H50ZM165 252V253H164ZM167 252H170V253H167ZM177 252V253H176ZM212 252V253H211ZM224 252V253H223ZM233 252V253H232ZM33 253H35V254H33ZM38 253H40L39 255H38ZM50 253V254H49ZM175 253L176 254H178L179 253V255H180V257H176L177 255H175ZM197 253H199V254H201V256L199 255V254H197ZM210 253V254H209ZM223 253V254H222ZM227 255H226V254ZM238 253H239V256L242 258H240L239 256H237L238 255ZM252 253V252H251ZM18 254V255H17ZM23 255V254H25L26 256H29V257H26L25 255L24 256H22L21 257V255ZM44 255V256H42V255ZM72 256H71V255ZM122 254V255H121ZM169 255V257H168V255ZM195 254V255H194ZM213 254V256H211ZM217 254H218V256H217ZM219 254H222L223 255V257L221 256V258H219L220 256H219ZM8 255V256H7ZM20 255V256H19ZM35 255V256H34ZM38 255V256H37ZM62 257H61V256ZM154 255V256H153ZM197 255H198V258H197ZM202 255H203V257H202ZM233 257H232V256ZM13 258H12V257ZM15 256V257H14ZM31 256H33V257H31ZM80 256V257H79ZM116 256V257H115ZM153 256V257H152ZM172 256L174 257V260H173V258H172ZM182 256V257H181ZM210 256V257H209ZM251 256H253L252 258H251ZM17 257V258H16ZM44 257V258H43ZM52 257V258H51ZM72 259H74V260H72ZM74 257V258H73ZM165 259H164V258ZM167 257V258H166ZM204 257H206V258H204ZM257 257H260V258H257ZM9 258H10V260L11 261H8L9 260ZM12 258V259H11ZM19 258H20V260H19ZM31 258H33V259H31ZM35 258H37V259H35ZM48 258V259H47ZM54 258V259H53ZM68 258V259H67ZM103 258V259H102ZM111 258H113V260L111 259ZM172 258V259H171ZM176 258V259H175ZM192 258V259H191ZM210 258H211V260H213V261H210ZM237 258L239 259V261L237 260ZM261 258H263V261H262V259ZM76 259V260H75ZM98 259V260H99ZM116 259V260H115ZM148 259H150V260H148ZM168 259V260H167ZM228 259V260H227ZM244 259H245V261H244ZM255 259H258V260H255ZM259 259H261V260H259ZM39 260V261H38ZM71 260H72V262H71ZM82 260L84 261V262H82ZM97 260V262L98 263H96L95 262V264H99V261ZM100 260V261H101ZM108 260V261H107ZM109 260H111V261H109ZM162 260V261H161ZM172 260V261H171ZM177 260V261H176ZM180 260V261H179ZM226 260V262H224ZM247 260V261H246ZM50 261V262H49ZM52 261V262H51ZM64 261V262H63ZM156 261V262H155ZM157 261H158V263H157ZM162 263H161V262ZM168 261H169V263H168ZM175 261V262H174ZM195 261V262H194ZM223 261V262H222ZM231 261V262H230ZM244 261V262H243ZM9 262V263H8ZM68 262V263H67ZM81 262V263H80ZM103 262H100V264H102ZM109 262V263H108ZM113 262H115V263H113ZM127 262V264H131L130 262L131 261H126ZM212 262V263H211ZM218 262V263H217ZM118 263V264H119ZM122 263H120V264H122ZM151 263V264H152ZM6 264V263H5ZM105 264V263H104ZM132 264H133V262H132ZM203 264V263H202Z\"/></svg>","mask_w":264,"mask_h":264},{"label":"bare ground","instance_id":"bare-ground-1","mask_svg":"<svg viewBox=\"0 0 264 264\" xmlns=\"http://www.w3.org/2000/svg\"><path fill=\"white\" fill-rule=\"evenodd\" d=\"M38 1V0H37ZM37 1L36 0H6L5 1V3H4V5H5V13H2V14H0V30H2V28H3V25H1V24H3L2 23V21H4L5 22V19L7 20L9 17H13V18H16L15 16L17 15V16H22V18L23 17H25V15L26 14H28V13H31L32 11L33 12H35V13H37L38 12V7L36 6L37 5ZM84 1V0H83ZM114 1V0H113ZM238 1H241V0H115L114 2H111V1H108V2H103V1H99V0H92V1H90L89 3H88V5L86 6V8H85V10L84 11H81L80 13H78L77 15H73V14H71V15H73V16H70V17H68V18H66V17H64V18H66V20H64L63 19V21H64V23L65 22H67L68 24H60V25H63V26H53L52 28L50 27V28H46V27H44V26H42V25H44L43 24V22H42V25L39 23V21H34L35 23H34V25L33 24H31V23H28V24H25V22L23 23V26L21 27V28H19L20 30L17 32V34H16V36H15V38H13V40L11 39V43H8V42H6V39H5V36H3V35H0V38H2L3 40H5L4 42H3V40L1 41V42H3L2 44H4V43H6V44H4L5 45V47H4V51H3V53H2V55L0 56V79L1 78H3V79H12V76H13V78H14V75H15V79H22L23 80V78H24V81L26 80V81H28L29 80V78L30 77H32V76H35V74H38V73H40V74H42V76H44L43 74L45 73V75L47 74L46 73V71H48V70H50V72H52L53 74H55L54 73V71H57V72H59L60 74H61V72L62 71H66L67 70V68H72L73 70H75L74 72H82V69L81 70H79L78 69V67L83 63V61H88V62H90V63H92V64H94V65H98L100 62V60H102L105 56H107L106 54L108 53L107 51H111L114 47H115V45H117V47L118 46H120V47H122V49L124 48V47H126L127 45H128V43L129 44H131V41H132V37H133V40H135L136 41V43H138V42H140V44H141V42H143V41H146L148 38H152L153 37V34L156 32V33H158V30L159 29H161L160 31L163 33V30H165V32H169V30L171 31V32H173L174 34H176V36H177V41L178 42H181V43H184L185 42V50H187V49H190V50H192V51H196V52H198V47H200V45L203 43V42H206V40L207 39H211L212 37L214 38V36L218 33V32H220V30L222 29V26L220 27L219 25H218V22H220V20H219V17L222 15L221 14V12L220 11H218L219 9L217 8L218 6H220L221 4L222 5H225L226 7H230V11H229V13H228V15L226 16V17H224V19L225 20H228V21H230V19H232V18H230V16H231V14L233 13V12H235V10H236V8H235V5H237L236 3L238 2ZM36 2V3H35ZM39 2H40V0H39ZM64 2V1H63ZM79 2H80V0H79ZM62 3V2H61ZM239 3V2H238ZM228 4V5H227ZM41 5V4H40ZM55 5H56V3H55ZM58 5V4H57ZM263 6H264V0H248V2L247 3H245L244 5H243V9H244V11H246V10H251V13H252V11L253 12H257V11H259V10H261L262 8H263ZM85 7V6H84ZM199 7H201L202 9H205V11L204 12H202V14L200 15V16H197V14H196V12H195V9L196 8H199ZM47 8V7H46ZM220 8H221V6H220ZM239 8V7H238ZM241 8V7H240ZM39 10H42V9H40L39 8ZM46 10V9H45ZM199 10H200V8H199ZM199 10H197L198 12H199ZM42 12H43V10H42ZM66 12V11H65ZM64 12V13H65ZM264 12V11H263ZM77 13V12H76ZM250 13V12H249ZM248 13V14H249ZM251 13L249 14V15H251ZM261 13L262 12H258L257 14H260L259 15V17L261 16ZM44 14H45V12H44ZM238 15V14H237ZM254 15V14H253ZM27 16V15H26ZM239 16V15H238ZM8 17V18H7ZM45 17V16H44ZM43 17V18H44ZM180 17V18H179ZM236 17V16H235ZM249 17V16H248ZM32 18V17H31ZM43 18H42V21H43ZM250 18V17H249ZM50 19V18H49ZM48 19V20H49ZM20 20V19H19ZM62 19H60V21H61ZM238 20V19H237ZM250 19H246V21L248 22ZM255 20V19H254ZM18 21V20H17ZM218 21V22H217ZM239 21V20H238ZM263 21V20H262ZM231 22V21H230ZM250 22V25L251 24H253V23H251V21H249ZM260 22V21H259ZM61 23H63L62 21H61ZM231 23H233V21L231 22ZM230 23V24H231ZM246 23V22H245ZM258 23V22H257ZM262 23V22H261ZM17 24H19V23H17ZM229 24V25H230ZM256 24V23H255ZM233 24H231L230 25V27L232 26ZM245 25H248L247 23L245 24ZM236 27H237V25H235ZM8 27V26H7ZM62 27V28H61ZM238 27H239V25H238ZM237 27V28H238ZM243 27V26H242ZM246 27V26H245ZM13 28H15V27H13ZM61 28V29H60ZM235 28V27H234ZM8 29V28H7ZM18 29V28H17ZM169 29V30H168ZM246 29V28H245ZM244 29V30H245ZM166 30H168V31H166ZM223 30V29H222ZM221 30V31H222ZM231 30V29H230ZM233 30V29H232ZM250 31V30H249ZM264 31V30H263ZM262 31V32H263ZM7 32V31H6ZM73 33L74 34V36H75V39H77V41H74V42H67L66 40L68 39V35H66V33ZM170 32V33H171ZM199 32H203V34H202V38L203 39H205V41L204 40H201L200 38H199V36H198V33ZM232 32V31H231ZM234 32H235V30H234ZM242 32H243V30H242ZM0 33H2V31H0ZM67 33V34H68ZM170 33H168V34H170ZM248 33H250V32H248ZM261 33V32H260ZM13 34V33H12ZM11 34V35H12ZM231 34H233V33H231ZM230 33H229V36L231 35ZM235 34V33H234ZM243 34V33H242ZM263 34V33H262ZM6 35V34H5ZM225 35V34H224ZM252 35V34H251ZM233 36V35H232ZM12 37V36H11ZM160 37V36H159ZM163 37H165V36H163ZM227 37H228V35H227ZM235 37V36H234ZM243 37V39H241V40H239V41H243L244 42V44H246V43H249V42H246L245 43V41H244V39L246 40V37H247V39L249 38V34H248V36H242L241 35V38ZM245 37V38H244ZM256 37V36H255ZM257 37H259V36H257ZM167 38V37H166ZM223 38V37H222ZM264 38V37H263ZM164 39V38H163ZM169 39V38H168ZM215 39H217V38H215ZM219 39V38H218ZM234 39V38H233ZM152 39H150L149 41H151ZM230 40V39H229ZM252 40V39H251ZM250 40V41H251ZM260 40V39H259ZM173 41V40H172ZM203 41V42H202ZM213 41V40H212ZM212 41L210 42V45H211V43H212ZM226 41V40H225ZM246 41H249V40H246ZM264 41V40H263ZM0 42V43H1ZM166 42V41H165ZM220 43H221V41H219ZM228 42V41H227ZM233 42V41H232ZM243 42H239V44H242ZM252 42V41H251ZM250 42V43H251ZM164 43V42H163ZM170 43V42H169ZM224 43V42H223ZM229 43H230V41H229ZM1 44V45H2ZM155 44V43H154ZM174 44V43H173ZM179 44V43H178ZM209 44V43H208ZM227 44V43H226ZM243 44V47L244 46H250V44H247V45H244ZM261 44V43H260ZM263 44V43H262ZM0 45V46H1ZM132 45V44H131ZM144 45H145V42H144ZM147 45V44H146ZM150 45V44H149ZM148 45V46H149ZM157 45H158V43H157ZM175 45V44H174ZM173 45V46H174ZM209 45V46H210ZM223 45V44H222ZM137 46H138V44L135 46L136 48H137ZM141 46H143V45H140V47ZM159 46V45H158ZM172 46V45H171ZM178 46V45H177ZM225 46V45H224ZM242 46V45H241ZM264 46V45H263ZM119 47V48H120ZM156 47V46H155ZM206 47H207V45H206ZM128 48V47H127ZM142 48V47H141ZM167 48V47H166ZM171 48V47H170ZM174 48V47H173ZM179 48V47H178ZM221 48V47H220ZM237 48V47H236ZM236 48H234V49H236ZM241 48V47H240ZM117 49V48H116ZM125 49V48H124ZM129 49V48H128ZM144 49V48H143ZM142 49V50H143ZM154 49V48H153ZM159 49V48H158ZM168 49V48H167ZM177 49V48H176ZM215 49V48H214ZM217 49V48H216ZM215 49V50H216ZM243 48H241V49H239V50H242ZM244 49H245V47H244ZM264 49V48H263ZM114 50V49H113ZM138 50V49H137ZM136 50V51H137ZM160 50V49H159ZM166 50V49H165ZM170 50V49H169ZM238 50V51H239ZM257 50V49H256ZM256 50H255V52H253L252 51V53H254V55H256ZM122 51V50H121ZM124 51V50H123ZM122 51V52H123ZM128 51V50H127ZM127 51H125V53L127 52ZM220 51V50H219ZM237 51V50H236ZM2 52V51H1ZM112 52V51H111ZM141 52V51H140ZM150 52V51H149ZM205 52H206V50H205ZM204 52V53H205ZM216 52H217V50H216ZM215 52V53H216ZM235 52V51H234ZM243 52V50L242 51H239V53H242ZM124 53V52H123ZM123 53L121 54V55H123ZM130 53V52H129ZM154 53V52H153ZM161 55H162V57H164V59L166 60L165 61V63H166V65H164V67H161V71L164 73V76L166 77V79H168V80H171V81H174L175 79H176V73H175V69H176V66H180L181 68H182V71H183V74H188L189 72H191V74H192V72H194L195 71V69L193 70H190L191 68H192V66H190V65H185L187 62H185V64H184V60L185 59H183V57H182V55H180V54H175V53H172V52H170V51H161V52H159ZM159 53H157L156 55L158 56V54ZM210 53V52H209ZM231 53V52H230ZM239 53L237 52L236 54H237V56L239 55ZM251 53V54H252ZM258 53V52H257ZM141 54V53H140ZM147 54V53H146ZM212 54V53H211ZM214 54V53H213ZM222 54V53H221ZM220 54V55H221ZM225 54V53H224ZM227 54V53H226ZM247 54V53H246ZM248 54H250V51L248 52ZM247 54V55H248ZM113 55H115V52H114V54ZM112 55V56H113ZM149 55V54H148ZM191 55H193V54H191ZM215 55V54H214ZM228 55H229V53H228ZM233 55V54H232ZM254 55H253V59H254ZM88 56V57H87ZM127 56V55H126ZM222 56V55H221ZM220 56V57H221ZM224 56V55H223ZM229 56H231V55H229ZM261 56V55H260ZM128 57V56H127ZM127 57H125V59H128ZM142 57V56H141ZM150 57V56H149ZM159 57V56H158ZM161 57V56H160ZM162 57L161 58H159V60L160 59H162ZM216 57V56H215ZM227 57V56H226ZM234 57V56H233ZM138 58V57H137ZM136 58V59H137ZM153 57H151V59H152ZM186 58V57H185ZM225 58V57H224ZM223 58V59H224ZM248 58H250V57H248ZM82 59H84L83 61H81ZM143 59V58H142ZM156 59V58H155ZM199 59V58H198ZM225 59H230V58H225ZM242 59V58H241ZM244 59V58H243ZM247 59V58H246ZM245 59V60H246ZM262 59V58H261ZM261 59H259V60H261ZM108 60V59H107ZM129 60V59H128ZM134 60V59H133ZM138 60V59H137ZM189 60V59H188ZM220 60V59H219ZM227 60H224L225 62H227ZM239 59H235V61H238ZM257 60H258V57H257ZM258 60V61H259ZM81 61V62H80ZM114 60H112V62H113ZM120 61V60H119ZM132 61V60H131ZM157 61V60H156ZM155 61V62H156ZM189 61H191V60H189ZM230 61V60H229ZM228 61V62H229ZM247 61V60H246ZM121 62V61H120ZM124 62V61H123ZM154 62V63H155ZM213 62V61H212ZM215 62H216V60H215ZM214 62V63H215ZM223 63L224 65H226V63ZM251 62V61H250ZM254 62H255V60H254ZM126 63V62H125ZM138 63V62H137ZM141 63V62H140ZM148 63H150V61L148 62ZM222 63V62H221ZM220 63V64H221ZM242 63H243V61H242ZM115 63L113 62V64L112 65H114ZM129 64V63H128ZM136 64V63H135ZM153 64V63H152ZM151 64V65H152ZM198 64H200V62H198L196 65H198ZM206 64V63H205ZM211 65H212V63H210ZM222 64V65H223ZM245 64V63H244ZM243 64V65H244ZM247 64V63H246ZM255 64V63H254ZM50 65H52L54 68H53V70L51 71V69H50V67H49V69H48V66H50ZM105 65V64H104ZM112 65H111V67H112ZM118 65V64H117ZM121 65V64H120ZM119 65V66H120ZM127 65V64H126ZM143 65V64H142ZM207 65H208V62H207ZM227 65H232V63H227ZM103 66V65H102ZM200 66V65H199ZM198 66V67H199ZM201 66H202V64H201ZM210 66V65H209ZM214 66V65H213ZM236 66V65H235ZM240 66L242 67V64H240ZM249 66H251L250 64H249ZM248 65H247V67H249ZM264 66V65H263ZM81 67H82V65H81ZM104 67V66H103ZM143 67H145V66H143ZM160 67V66H159ZM211 67V66H210ZM209 67V68H210ZM216 67H219V66H217L216 65ZM129 68V67H128ZM138 68H139V66H138ZM148 68V67H147ZM146 68V69H147ZM193 68H194V66H193ZM195 68H197V67H195ZM204 68L206 69V67L204 66ZM204 68H203V70H204ZM214 68H215V66H214ZM231 69H232V67H230ZM229 68V69H230ZM240 68V67H239ZM243 68V67H242ZM240 69V74H243V73H241V72H244V71H241V70H243V69ZM253 68V67H252ZM46 69H48V70H46ZM61 69H62V71H61ZM86 69V68H85ZM99 69V68H98ZM110 69V68H109ZM117 69V68H116ZM115 69V70H116ZM153 69V68H152ZM198 69H200V68H198ZM197 69V70H198ZM226 69V68H225ZM228 69V70H229ZM256 69V68H255ZM45 70V72H43ZM72 70V71H73ZM120 70H121V68H120ZM119 70V71H120ZM125 70V69H124ZM133 70V69H132ZM135 70V69H134ZM202 70V69H201ZM220 70V69H219ZM239 70V69H238ZM254 70V69H253ZM108 71H110V72H108V74L109 73H111V71L112 70H108ZM146 71V70H145ZM144 71V72H145ZM177 72H178V70H176ZM209 71H210V69H208V73H209ZM230 71V70H229ZM228 71V72H229ZM258 71V70H257ZM49 72V73H50ZM104 72V71H103ZM154 72V71H153ZM210 72H213V71H210ZM221 72V71H220ZM232 72H233V70H232ZM260 72V71H259ZM264 72V71H263ZM70 73H71V71H70ZM73 73V72H72ZM105 73V72H104ZM107 73V72H106ZM127 73V72H126ZM137 73H139V71H137ZM146 73V72H145ZM150 73V72H149ZM156 73V72H155ZM215 73V72H214ZM76 74V73H75ZM75 74H73V76H72V78L70 77L69 79L71 80V79H78V80H75L76 82H78L79 84H82L83 86H85V88L89 85V83L90 82H88V84H87V82H84L83 83V80L82 79H95V75L94 74H91V73H87V71H86V73L85 74H81V75H76L75 76ZM125 74V73H124ZM131 74V73H130ZM130 74H127V75H130ZM147 74V73H146ZM145 74V75H146ZM157 74V76L156 77H158V74H159V72L158 73H156ZM161 74V73H160ZM190 74V75H191ZM211 74V73H210ZM218 74V73H217ZM229 73H227V75H228ZM254 74H255V72H254ZM48 75V74H47ZM47 75L45 76V77H47ZM50 75H51V73H50ZM126 75V77H128ZM140 75V74H139ZM144 75V76H145ZM178 75V74H177ZM180 75V74H179ZM220 75H222V73L220 74ZM230 76H231V74H229ZM228 75V76H229ZM253 75V74H252ZM52 76V75H51ZM135 77H136V75H134ZM138 76V75H137ZM152 76H154L153 74H152ZM162 76H163V74H162ZM183 76H185V75H183ZM195 76V75H194ZM236 76V75H235ZM244 76H246V75H244ZM249 76V75H248ZM62 77V76H61ZM66 77H68L67 76V74H66ZM66 77H64L65 79H66ZM105 77V76H104ZM122 77V76H121ZM130 77V76H129ZM133 77V76H132ZM140 76H138L137 78H139ZM161 77V76H160ZM196 77V76H195ZM214 77V76H213ZM255 77V76H254ZM25 78H27V79H25ZM58 78H60V77H58ZM57 78V79H58ZM64 78H62V79H64ZM145 78V77H144ZM163 78V77H162ZM193 78V77H192ZM197 78V77H196ZM209 78V77H208ZM208 78L206 79V81L208 80ZM226 77H224V79H225ZM239 78V77H238ZM257 78V77H256ZM264 78V77H263ZM44 79H46V78H44ZM130 79V78H129ZM134 79V78H133ZM145 79H147V78H145ZM178 79V78H177ZM180 79V78H179ZM188 79V78H187ZM186 79V80H187ZM202 79H204L203 77H202ZM212 79V78H211ZM229 80H230V78H228ZM228 79H227V81H228ZM243 79H245V78H243ZM254 79V78H253ZM39 80V79H38ZM47 80H48V77H47ZM99 80V79H98ZM101 80V79H100ZM124 80H125V77H124ZM132 79H130V81H131ZM137 80V79H136ZM155 80H156V78H155ZM241 80V79H240ZM16 80H14V82H15ZM19 81V80H18ZM24 81H23V83H24ZM25 81V82H26ZM37 81V80H36ZM95 80H93L92 82H94ZM96 81H97V79H96ZM95 81V82H96ZM152 81V80H151ZM161 81V80H160ZM235 81V80H234ZM233 81V82H234ZM237 81H238V79H237ZM258 81H260V80H258ZM5 83L7 82L8 83V81H4ZM46 82V81H45ZM57 82V81H56ZM63 82V81H62ZM101 82V81H100ZM132 82H134V81H132ZM186 82V81H185ZM192 82V81H191ZM207 82H209V80L207 81ZM212 82V81H211ZM243 82H244V80H243ZM246 82V81H245ZM3 83V82H2ZM1 83V84H2ZM5 83H3V84H5ZM17 83V82H16ZM19 83H20V81H19ZM18 83V84H19ZM22 82H21V86H22V84H23ZM52 83V82H51ZM58 83V82H57ZM65 83V82H64ZM63 83V84H64ZM68 83H69V81H68ZM96 83H98V82H96ZM159 83V82H158ZM188 83V82H187ZM187 83H186V85H187ZM213 83V82H212ZM229 83H230V81H229ZM238 83H239V81H238ZM249 83H250V81H249ZM255 83H256V81H255ZM2 84V85H3ZM15 84V83H14ZM54 84V83H53ZM78 84V85H79ZM91 84H93V83H91ZM126 84H128L127 82H126ZM146 84H147V82H146ZM178 84L180 85V83H179V80H178ZM211 84V83H210ZM226 84V83H225ZM234 84V83H233ZM236 84V83H235ZM234 84V85H235ZM240 84V83H239ZM244 84V83H243ZM261 84H262V82H261ZM6 85V84H5ZM17 85V84H16ZM15 85V86H16ZM20 85V84H19ZM23 85H25V83L23 84ZM49 85V84H48ZM57 85V84H56ZM55 85V86H56ZM96 85V84H95ZM160 85H161V82H160ZM209 85V84H208ZM221 85H222V83H221ZM223 85H224V83H223ZM241 85H242V83H241ZM7 86H9V85H7ZM55 86H54V89H55ZM59 86V85H58ZM69 86V85H68ZM74 87H75V85H73ZM81 86V85H80ZM90 86V85H89ZM113 86H116L115 84H113ZM140 86V85H139ZM143 86V85H142ZM153 86V85H152ZM155 86V85H154ZM166 86H168V85H166ZM171 86V85H170ZM181 86V85H180ZM210 86V85H209ZM213 86H214V84H213ZM226 86V85H225ZM229 86H231V85H229ZM228 85L226 86V87H229ZM6 87V86H5ZM24 87V86H23ZM60 87V86H59ZM64 87H66V86H64ZM92 87V86H91ZM105 87H106V85H105ZM111 87H112V84H111ZM110 87V88H111ZM118 87V86H117ZM125 87V86H124ZM145 87H146V85H145ZM174 87V86H173ZM196 87H198V86H196ZM216 87V86H215ZM241 87V86H240ZM1 88H2V86H1ZM4 88V87H3ZM15 88V87H14ZM94 88H95V86H94ZM128 88V87H127ZM154 88V87H153ZM168 88V87H167ZM199 88V87H198ZM197 88V89H198ZM209 88H212V87H209ZM221 88V87H220ZM225 88V87H224ZM230 88H232V87H230ZM238 88V87H237ZM243 88H245V87H243ZM252 88V87H251ZM258 88V87H257ZM5 89V88H4ZM69 89H70V87H69ZM74 89V88H73ZM96 89V88H95ZM101 89V88H100ZM140 89V88H139ZM143 89V88H142ZM142 89H140L141 91H142ZM222 89V88H221ZM235 89V88H234ZM239 89V88H238ZM249 89V88H248ZM253 89V88H252ZM5 90H7V88L5 89ZM52 90V89H51ZM61 90V88H59V91ZM98 90V89H97ZM97 90H95V91H97ZM110 90H112V89H110ZM131 90V89H130ZM148 90H149V88H148ZM223 90H226V89H223ZM236 90V89H235ZM240 90V89H239ZM239 90H237V91H239ZM259 90V89H258ZM21 91V90H20ZM105 91V90H104ZM129 91V90H128ZM138 92H139V90H137ZM208 91V90H207ZM217 91V90H216ZM219 91V90H218ZM232 91H233V89H232ZM7 92V91H6ZM5 92V93H6ZM11 92V91H10ZM51 92V91H50ZM57 92V91H56ZM61 92V91H60ZM68 92V91H67ZM87 92V91H86ZM110 91L108 90V93H109ZM124 92V91H123ZM132 92V91H131ZM136 92V91H135ZM135 92H134V94H135ZM153 93H156L154 90L152 91ZM200 92V91H199ZM198 91H197V93H199ZM202 93H204L203 91H201ZM205 92H206V90H205ZM227 92H228V90H227ZM241 92V91H240ZM240 92H238V93H236V91H235V95H237L238 94V96H239V93ZM9 93V92H8ZM7 93V94H8ZM70 93V92H69ZM107 93V94H108ZM128 93V92H127ZM133 93V92H132ZM132 93H129V95L130 94H132ZM179 93V92H178ZM201 93V94H202ZM207 93V92H206ZM205 93V94H206ZM209 93V92H208ZM226 93V92H225ZM231 93V95H232V92H230ZM255 93H256V90H255ZM254 93V94H255ZM7 94H4V95H6V97L8 96L9 97V94L7 95ZM15 94V93H14ZM36 94V93H35ZM48 94H49V90H48ZM51 94V93H50ZM62 94V93H61ZM64 94V93H63ZM81 95H82V93H80ZM88 94H91V93H88ZM111 94V92L109 93V95ZM113 94V93H112ZM134 94H132L134 97H135V95ZM139 94V93H138ZM137 94V95H138ZM164 94V93H163ZM162 94V95H163ZM167 94V93H166ZM191 94V93H190ZM216 94V93H215ZM223 94H224V92H223ZM12 95V94H11ZM34 95V94H33ZM128 95V97H130ZM171 95V94H170ZM194 95V94H193ZM195 95H196V93H195ZM211 95H212V93H211ZM217 95V94H216ZM235 95H233V96H235ZM242 95V94H241ZM256 95V94H255ZM23 96V95H22ZM27 96H29V95H27ZM76 97H77V95H75ZM74 96V97H75ZM86 96H87V94H86ZM89 96V95H88ZM105 96V95H104ZM104 96H103V98H104ZM112 95H110V97H111ZM114 96V95H113ZM112 96V97H113ZM191 96V95H190ZM204 96V95H203ZM225 96H227V94H225ZM264 96V95H263ZM2 97V96H1ZM1 97H0V99H1ZM43 97V96H42ZM59 97H62V96H59L58 95V98ZM67 97V96H66ZM90 97H91V95H90ZM110 97H108V98H110ZM111 97V98H112ZM115 97V96H114ZM117 97V96H116ZM115 97V98H116ZM120 97V96H119ZM127 97V98H128ZM172 97V96H171ZM189 97V96H188ZM195 97V96H194ZM206 97V96H205ZM214 97V96H213ZM218 97V96H217ZM222 97H223V95H222ZM229 97H231V96H229L228 95V98ZM237 97V96H236ZM254 97H256V96H253V98ZM11 98H13V96L11 97ZM32 98V97H31ZM34 98V97H33ZM44 98V97H43ZM57 99L56 97H53L52 99ZM62 98H64V97H62ZM97 98H99L100 99V97H98V95H96V100H95V103H94V105L95 104H98V100H97ZM102 98V97H101ZM102 98V99H103ZM111 98L109 99V100H111ZM118 98V97H117ZM138 98V97H137ZM196 98V97H195ZM195 98H192V100L193 99H195ZM201 99H202V97H200ZM199 98V99H200ZM241 98H243V97H241ZM15 99V98H14ZM21 99V98H20ZM26 99V98H25ZM36 99V98H35ZM54 99V100H55ZM105 99V98H104ZM121 99L122 100H126L127 101V104L129 105L130 103H129V101L131 100V99H133V97L132 98H129L128 100L127 99H123V97H121ZM143 99V98H142ZM198 99V98H197ZM200 99V100H201ZM205 99V98H204ZM210 99V98H209ZM214 99V98H213ZM216 99V98H215ZM218 99V98H217ZM217 99H216V103L218 102L217 101ZM227 99V97L225 98V100ZM259 99V98H258ZM2 100H3V97H2ZM2 100H0V101H2ZM5 100V99H4ZM46 100V99H45ZM51 100V99H50ZM106 100V99H105ZM104 100V101H105ZM118 99H116V101H117ZM138 100V99H137ZM152 100V99H151ZM230 100H233V99H231L230 98ZM237 100V99H236ZM255 100V99H254ZM8 101V100H7ZM6 101V102H7ZM10 101V100H9ZM42 101V100H41ZM49 101V100H48ZM64 101V100H63ZM68 101H70V104L71 103H73L71 100H68ZM77 101V100H76ZM89 101V99H87V98H84V96L82 97V98H79V100H78V102H74L73 104H72V106H70L69 104V106H67V104H65L67 107L66 108H71V109H69V110H71V111H74V110H77V109H82L83 111H84V109H86L85 107H88L89 105H87L86 103ZM107 101V100H106ZM126 101H125V103H126ZM132 101V100H131ZM199 101V100H198ZM211 101V100H210ZM228 101V100H227ZM242 101V100H241ZM3 102V101H2ZM23 102V101H22ZM46 102V101H45ZM52 102H53V100H52ZM59 102V103H58ZM56 101V105H53V106H51V108H52V111L51 112H49L53 117L54 116H58L59 117V119H60V117H64V115H63V108H65V105H64V103H67V102H62V101ZM100 102H103V101H100ZM113 102V101H112ZM121 102V101H120ZM151 102H154V101H151ZM160 102V101H159ZM159 102H158V105H159ZM162 102V101H161ZM195 102V101H194ZM205 102V101H204ZM223 102V101H222ZM232 102V101H231ZM230 102V103H231ZM238 102V101H237ZM246 102H247V100H246ZM245 102V103H246ZM257 102H258V100H257ZM260 102V101H259ZM18 103V102H17ZM47 103V102H46ZM54 103V102H53ZM107 103V102H106ZM117 103V102H116ZM124 103V104H125ZM143 103V102H142ZM142 103H141V107L142 106H144V105H142ZM163 103V102H162ZM180 103V102H179ZM178 103V104H179ZM201 103H203V102H201ZM200 103V104H201ZM215 103V102H214ZM227 103V102H226ZM239 103H241V102H239ZM256 103V102H255ZM3 104V103H2ZM19 105H21V103H18ZM23 104H25V102H23ZM33 104V103H32ZM36 104V103H35ZM55 104V103H54ZM89 104H91L90 102H89ZM109 104V103H108ZM115 104V101H114V103H113V105ZM122 104V103H121ZM121 104H119V102H118V106L120 105L122 108H123V106L121 105ZM152 104V103H151ZM154 104V105H153ZM152 105L153 106H155V103H153ZM175 104H177V103H175ZM174 104V105H175ZM181 104V103H180ZM179 104V105H180ZM189 104V103H188ZM192 104V103H191ZM190 104V105H191ZM204 104V103H203ZM206 104V103H205ZM204 104V105H205ZM209 104V103H208ZM228 104V103H227ZM237 104V103H236ZM248 104V103H247ZM260 104H262V103H260ZM264 104V103H263ZM7 105V104H6ZM26 105V104H25ZM81 105H86V106H84V107H81ZM92 105V104H91ZM102 105V104H101ZM107 105V104H106ZM133 105V104H132ZM157 105V106H158ZM163 104H161V105H159L160 107H159V109L161 108V106H162ZM183 105H184V103L181 105L182 106V108H183ZM187 105V104H186ZM185 105V106H186ZM194 105V104H193ZM192 105V106H193ZM214 105V104H213ZM220 105H221V103H220ZM229 105H231V104H229ZM239 105V104H238ZM245 106H246V104H244ZM243 105V107H244V109H246L245 108V106ZM3 106V105H2ZM22 106V105H21ZM20 106V107H21ZM24 106V105H23ZM32 106V105H31ZM98 106V105H97ZM135 106H137V105H135ZM134 106V107H135ZM146 106V105H145ZM148 107H150L151 108V106H149V105H147ZM188 106L189 105H187V107L186 108H188ZM191 106V107H192ZM197 106V108L198 109H196V110H199V107H198V105H196ZM195 106V107H196ZM201 106V105H200ZM206 106V105H205ZM209 106V105H208ZM215 106V105H214ZM237 106V105H236ZM19 107V106H18ZM17 107V108H18ZM19 107V108H20ZM26 107L28 108V106L26 105ZM25 107V108H26ZM89 107H91V106H89ZM96 107V106H95ZM114 108H117L115 105L113 106ZM113 107H112V109H113ZM133 107V106H132ZM148 107H145V108H148ZM156 107V106H155ZM165 107V106H164ZM195 107H192V108H195ZM233 105H232V109H233ZM13 108V107H12ZM22 108V107H21ZM124 108H126V107H124ZM140 108V107H139ZM139 108H138V110H139ZM158 108V107H157ZM174 108H176L175 106H174ZM180 109L181 111H183L184 109ZM190 108V107H189ZM191 108V110L193 111V109ZM211 108L212 109H214L213 107H212V104H211V106H210V109L209 110H211ZM234 108H236V107H234ZM240 108V107H239ZM263 108V107H262ZM15 109V108H14ZM96 109V108H95ZM133 109V108H132ZM135 109V108H134ZM153 109V108H152ZM163 109V108H162ZM168 109H170V108H168ZM219 109H220V106H219ZM243 109V108H242ZM243 109V111H244V113L246 112V110H244ZM249 109H251V108H249ZM20 110V109H19ZM65 110V109H64ZM114 110V109H113ZM123 110V109H122ZM145 111H147V110H149V111H147V112H145V113H149L150 112V110L151 109H144ZM143 110V111H144ZM154 110V109H153ZM152 110V111H153ZM186 110V109H185ZM187 110H189V109H187ZM222 110V109H221ZM234 111H235V109H233ZM1 111H3V110H1ZM62 111V112H61ZM86 111H91V110H86ZM114 111H116V110H114ZM119 111V110H118ZM121 111V110H120ZM124 111V110H123ZM122 111V112H123ZM129 111V110H128ZM136 111H137V109H136ZM161 111V110H160ZM164 111V110H163ZM162 111V112H163ZM179 111V110H178ZM190 111V110H189ZM207 111H208V109H207ZM213 111H215V110H213ZM249 111H251V110H249ZM258 111V110H257ZM262 111V110H261ZM264 111V110H263ZM46 112V108L45 107H41L40 108V110H39V114H40V116L42 117V119H40V121L42 122V121H46V120H43L44 119V117H45V115H44V113ZM67 112V111H66ZM117 112V111H116ZM122 112H120V113H122ZM138 112H140V110L138 111ZM138 112H136V113H138ZM142 112V111H141ZM155 112H159L157 109L155 110ZM173 112H174V109H173ZM191 112V111H190ZM209 112H211V111H209ZM217 112V111H216ZM241 111H239V113H240ZM247 112H248V110H247ZM246 112V113H247ZM252 112V111H251ZM250 112V113H251ZM18 113H19V111H18ZM68 113H69V111H68ZM80 113V112H79ZM79 113L77 114V115H79ZM82 113V112H81ZM84 113V112H83ZM128 113V112H127ZM133 113H135L134 111H133ZM135 113V114H136ZM154 113V112H153ZM179 113V112H178ZM178 113H176L177 114V116L179 115ZM188 113V112H187ZM201 113H202V111H201ZM204 113V115H205V111L203 112ZM208 112H206V114H207ZM218 114L219 113H221L220 111L219 112H217ZM223 113V112H222ZM232 113V112H231ZM239 113H238V116H239ZM243 113V114H244ZM23 114V113H22ZM38 114V115H39ZM87 114H88V112H87ZM93 114H95L94 112H93ZM92 114V115H93ZM117 113H115V115H116ZM135 114H133V115H135ZM139 114V113H138ZM155 114H158V113H155ZM166 114V113H165ZM168 114V113H167ZM171 114H172V112H171ZM186 114V113H185ZM193 114L194 115H196V113H192V115L190 116V117H193ZM241 114H242V112H241ZM241 114H240V116H241ZM248 115H249V112L247 113ZM253 114V113H252ZM251 114V115H252ZM2 115V114H1ZM15 115H17V114H15ZM34 115V114H33ZM43 115H44V117H43ZM51 115H48V116H50L51 117ZM91 115V116H92ZM120 115V114H119ZM123 115V114H122ZM121 115V116H122ZM125 115H126V113H125ZM141 115H143V113H141ZM146 115V114H145ZM149 115V114H148ZM148 115L147 116H145V117H148ZM150 115H152V114H150ZM170 115V114H169ZM181 115V114H180ZM190 115V114H189ZM198 115H199V113H198ZM234 115V114H233ZM256 115H257V112H256ZM12 116V115H11ZM25 116H27V115H25ZM35 116V115H34ZM73 116H74V114H73ZM76 116V115H75ZM84 116V115H83ZM120 116V119L122 118ZM129 116V115H128ZM139 116V115H138ZM152 116H154V115H152ZM167 116V115H166ZM177 116H174L175 118L177 117ZM182 116V115H181ZM199 116H201V114L199 115ZM198 116V117H199ZM217 116V115H216ZM223 116V115H222ZM244 116V115H243ZM247 116V115H246ZM253 116V115H252ZM252 116H251V118H252ZM28 117V116H27ZM30 117V116H29ZM33 117V116H32ZM31 117V118H32ZM67 118L69 117V116H66ZM66 117H64V118H66ZM71 117V116H70ZM97 117V116H96ZM100 116H98V118H99ZM103 117H104V115H103ZM109 117V116H108ZM131 117V116H130ZM130 117L128 118V119H130ZM135 117V116H134ZM133 117V119L134 120H136L135 118ZM144 117V116H143ZM165 117V116H164ZM169 117H172L171 115L169 116ZM179 117V116H178ZM185 117V116H184ZM197 117V116H196ZM203 117V116H202ZM211 117V116H210ZM219 117V116H218ZM232 117V116H231ZM258 117H259V115H258ZM260 117H261V114H260ZM12 118V117H11ZM48 118V117H47ZM55 118H57V117H55ZM76 118H78L77 116H76ZM86 118H87V115H86ZM98 118H97V120H98ZM105 118V117H104ZM111 118V117H110ZM124 119H123V121L127 118V116H126V118L125 117H123ZM140 118H141V116L139 117V118H137V119H139L140 120ZM148 118H151V117H148ZM153 118H155L156 119V117H153ZM182 118V117H181ZM187 118V116L185 117V119ZM217 118V117H216ZM233 118V117H232ZM242 118V117H241ZM246 118V117H245ZM262 118V117H261ZM260 118V119H261ZM6 119V121H8L9 120V115H6L5 116V118H4V120ZM58 119V120H59ZM106 119V118H105ZM127 119V122L129 121ZM144 119V118H143ZM174 119V118H173ZM208 119V118H207ZM240 119V118H239ZM243 119H244V117H243ZM249 120H250V118H248ZM254 119V118H253ZM252 119V120H253ZM2 120V119H1ZM12 120V119H11ZM18 120H20L21 121V129H22V131H21V135L22 136H24V121H23V119L22 118H19ZM17 120V121H18ZM31 120H33V118L31 119ZM39 120V119H38ZM57 120V119H56ZM62 120V119H61ZM64 120V119H63ZM63 120H62V122H63ZM67 120V119H66ZM85 120V119H84ZM84 120L82 121V120H80V121H82V122H84ZM107 120V119H106ZM153 120V119H152ZM168 120V119H167ZM178 120V119H177ZM177 120H176V123H177ZM193 120V119H192ZM202 120V119H201ZM218 120H219V118H218ZM237 120V119H236ZM242 120V119H241ZM252 120H250V121H252ZM17 121H15V124H16V122ZM34 121V120H33ZM40 121H38V123L40 122ZM93 121V120H92ZM99 121V120H98ZM105 121V120H104ZM117 121H120L119 119L117 120ZM154 121V120H153ZM166 121V120H165ZM165 121H164V123H165ZM183 121V120H182ZM227 121V120H226ZM254 121V120H253ZM2 121H0V123H1ZM13 122V121H12ZM11 122V123H12ZM31 122V121H30ZM55 122H59V121H55ZM54 122V123H55ZM103 122V121H102ZM101 122V123H102ZM106 122V121H105ZM109 122V121H108ZM108 122H106V123H104L105 125L108 123ZM112 122V121H111ZM114 122V121H113ZM120 122H122V120L120 121ZM132 122V121H131ZM140 122V121H139ZM138 122V123H139ZM143 122V121H142ZM147 122V121H146ZM171 122L172 123H174L173 122V120H171ZM195 122V121H194ZM196 122H198V121H196ZM214 122H216V121H214ZM213 122V123H214ZM219 122V121H218ZM218 122L216 123L217 125H218ZM228 122V121H227ZM239 122H241V121H239ZM248 122V121H247ZM10 123V124H11ZM34 123V122H33ZM45 124H46V122H44ZM53 123V124H54ZM64 123H65V121H64ZM81 123V122H80ZM87 123H89V121L87 122ZM116 123V122H115ZM114 123V124H115ZM136 123V121H134V124ZM138 123H136V124H138ZM166 123H168L169 124V122H166ZM165 123V124H166ZM179 123H180V121H179ZM201 123V122H200ZM56 124H58V123H56ZM85 125H86V122L84 123ZM92 124V125H91ZM91 126H92V128H90V130L91 129H93V124L94 123H92L91 122ZM96 124H99V123H96ZM104 124H101V127L103 126V128H104ZM152 124H153V122H152ZM156 124V123H155ZM155 124H153V125H155ZM181 124V123H180ZM180 124H179V128H181V126H180ZM209 124V123H208ZM252 124V123H251ZM251 124H250V126H251ZM259 123H256V125H255V122H253V124L252 125H254L253 126V128L255 127V126H257ZM262 124H264L263 122H262ZM262 124H260V125H262ZM3 125V124H2ZM29 125H30V123H29ZM31 125H33V124H31ZM31 125H30V127H29V129H31ZM39 125V124H38ZM38 125H36V126H38ZM62 125H64V124H62ZM80 125H83V123H81ZM108 125H109V123H108ZM113 125V124H112ZM116 125V124H115ZM120 125H123L122 123H120L119 124V126ZM126 125H127V123H126ZM142 124H140V126H141ZM150 125V124H149ZM173 125V124H172ZM183 125V124H182ZM202 125V124H201ZM248 125V124H247ZM1 126V125H0ZM19 126V125H18ZM19 126V127H20ZM34 126V125H33ZM107 126V125H106ZM105 126V127H106ZM135 126H137V125H135ZM147 126V125H146ZM164 126V125H163ZM174 126V125H173ZM184 126V125H183ZM192 126H195V124L194 125H192ZM228 126V125H227ZM227 126H226V128H227ZM232 125L230 124V127H231ZM3 127V126H2ZM5 127V126H4ZM40 127V126H39ZM39 127H37L38 129H39ZM60 127V126H59ZM58 127V128H59ZM90 127V126H89ZM112 127V126H111ZM111 127H109V128H111ZM137 127H139V126H137ZM153 127V126H152ZM156 127V126H155ZM197 127V126H196ZM202 127V126H201ZM209 127V126H208ZM248 127V126H247ZM261 127V126H260ZM7 128V127H6ZM46 128V127H45ZM81 129H82V127H80ZM87 128H88V125H87ZM120 128H122V126L120 127ZM126 128V127H125ZM128 128V127H127ZM133 128V127H132ZM132 128H129V129H132ZM165 128H166V126H165ZM174 128V127H173ZM172 128V129H173ZM178 127H177V129H179ZM187 128V127H186ZM190 128V127H189ZM200 128V127H199ZM202 128H204V127H202ZM210 128H211V126H210ZM233 128V127H232ZM252 128V127H251ZM1 129V128H0ZM9 129V128H8ZM38 129H37V131H38ZM50 129H51V125H50ZM52 129H53V127H52ZM60 129V128H59ZM59 129H57V130H59ZM62 129H63V127H62ZM67 129V128H66ZM73 129V128H72ZM77 129H78V127L76 128V131H77ZM84 129H85V127H84ZM97 129H98V126H97ZM101 129V128H100ZM112 129V128H111ZM119 129V128H118ZM122 129H124V128H122ZM138 129V128H137ZM145 129H146V127H145ZM167 129H168V127H167ZM184 129H185V126H184ZM196 129V128H195ZM235 129V128H234ZM255 129H257V128H255ZM254 129V130H255ZM13 130V129H12ZM14 130H16L15 128H14ZM13 130V131H14ZM28 130V129H27ZM34 130V129H33ZM40 130H42V129H40ZM65 130V129H64ZM86 130V129H85ZM90 130H87L86 132L87 133H90L91 131ZM108 130V129H107ZM121 130V129H120ZM176 130V129H175ZM186 130V129H185ZM189 130V129H188ZM202 130V129H201ZM209 130V129H208ZM226 131H227V129H225ZM229 130V129H228ZM246 130V129H245ZM30 131V130H29ZM29 131H27V132H29ZM35 131V130H34ZM63 131V130H62ZM69 131V130H68ZM81 131V130H80ZM119 131V130H118ZM127 131V130H126ZM130 131H132V130H130ZM168 131H170L169 129H168ZM174 131V130H173ZM177 131H180V130H177ZM176 131V132H177ZM236 132L238 131V128H237V130H235ZM241 131V130H240ZM256 131V130H255ZM255 131H253V132H255ZM43 132V131H42ZM42 132H40V134L42 133ZM52 132V131H51ZM60 132V131H59ZM79 132V131H78ZM82 133L84 132L83 130L81 131ZM85 132V133H86ZM100 132H102V131H100ZM121 132V131H120ZM144 132H145V130H144ZM144 132H142V133H144ZM157 132H158V130H157ZM184 132H186V134H188V131H184ZM196 132V131H195ZM229 132H231V131H229ZM246 132L248 133V129L246 130ZM10 133H12V132H10ZM9 133V134H10ZM30 133V132H29ZM28 133V134H29ZM56 133V132H55ZM61 133L62 132H60V133H58V135L60 134L61 135ZM63 133H64V135L66 134V136H67V134L68 133H70V132H68V133H66V131L64 132L63 131ZM77 133V132H76ZM75 132L74 133H71L70 134V136H68V137H66L65 136V138H64V140H63V142H62V144L63 145H70V144H72L74 147L76 146V144L78 143V144H80L79 143V141H80V138L77 136V134H76ZM80 133V132H79ZM81 133V135H83ZM87 133L85 134V135H87ZM137 133V132H136ZM138 133H141V132H138ZM145 133H147V132H145ZM154 133V132H153ZM179 133V132H178ZM182 133V130H181V132H180V134ZM201 133V132H200ZM212 133H214L213 131H212ZM219 133V132H218ZM232 133V132H231ZM230 133V134H231ZM235 133V132H234ZM239 133V132H238ZM245 133V132H244ZM257 133V132H256ZM7 134H8V132H7ZM42 134H44V133H42ZM100 134L101 133H99V136H100ZM117 134V133H116ZM121 134H123V133H121ZM150 134H152V133H150ZM157 134V133H156ZM165 134H166V132H165ZM180 134H178L179 136H180ZM186 134H184V135H186ZM48 135V134H47ZM63 135V134H62ZM61 135V136H62ZM64 135L61 137L60 136V138H63L64 137ZM103 135V138H104V134H102ZM137 135H139V134H137ZM153 135V134H152ZM168 135V134H167ZM171 135V134H170ZM182 135V134H181ZM203 135V134H202ZM219 135V134H218ZM224 135V134H223ZM232 135H233V133H232ZM237 135V134H236ZM247 135V134H246ZM249 135V134H248ZM5 136V135H4ZM9 136V135H8ZM7 136V137H8ZM39 136H41V135H39ZM98 136V139L97 140H100L99 137ZM107 136V135H106ZM139 136H141V135H139ZM145 136V135H144ZM147 136H149V135H147ZM162 136V135H161ZM160 136V137H161ZM197 136V135H196ZM213 136H214V134H213ZM220 136V135H219ZM230 136V135H229ZM241 136H244V135H241ZM11 137H12V135H11ZM10 137V138H11ZM28 137H31V134H30V136H28ZM122 137V136H121ZM123 137H124V135H123ZM131 137V136H130ZM133 137H135V136H132V138ZM137 137V136H136ZM143 137V136H142ZM159 137V135H158V138H156L155 137V139H159L160 138ZM167 137V136H166ZM182 137V136H181ZM209 137V136H208ZM246 138L248 137V136H245ZM5 138V137H4ZM24 138V137H23ZM102 138V139H103ZM163 138H164V136H163ZM187 138V137H186ZM195 137H193V141L195 140L194 139ZM210 138V137H209ZM230 138V137H229ZM234 138V137H233ZM241 138V137H240ZM239 138V139H240ZM254 138V137H253ZM22 139V138H21ZM29 139V138H28ZM37 139V138H36ZM56 139V138H55ZM58 139H59V137H58ZM86 139H88L87 138V136H86ZM105 139V138H104ZM124 139H126V138H124ZM137 138H135V140H136ZM138 139H139V137H138ZM145 139V138H144ZM155 139H153V141L155 140ZM174 139V138H173ZM181 139V138H180ZM191 139V138H190ZM198 139H199V136H198ZM223 139V138H222ZM221 139V140H222ZM241 139H244L245 140V138H241ZM264 140V135H260V139L259 140ZM57 140V139H56ZM59 140H61V139H59ZM82 140V139H81ZM84 140H85V138H84ZM89 140H93V139H91V137L89 138ZM106 140H107V142H109V140H110V138H109V140L106 138ZM141 140V139H140ZM147 140V139H146ZM165 140H166V138H165ZM175 140V139H174ZM173 140V141H174ZM182 141L184 140V139H181ZM180 140V141H181ZM189 140V139H188ZM188 140H186L185 142H187ZM213 140V139H212ZM212 140H211V143H213L212 142ZM220 140V141H221ZM230 140V139H229ZM236 140H237V138H236ZM243 140V141H244ZM247 140H250V139H247ZM38 141V140H37ZM83 141V140H82ZM94 141V140H93ZM93 141H91L92 142V144L91 145H93ZM138 141L139 140H137V143H138ZM151 141H152V138H151ZM162 141H164L163 139H162ZM170 141V139L168 140V142ZM172 141V140H171ZM191 141V140H190ZM197 141H199V140H197ZM210 141V140H209ZM231 141V140H230ZM241 141V140H240ZM258 141V140H257ZM58 143H59V141H57ZM88 142V141H87ZM97 142V141H96ZM103 142V141H102ZM117 142V141H116ZM119 142V141H118ZM127 142H128V140H127ZM130 142V141H129ZM133 142V141H132ZM149 142V141H148ZM165 142V141H164ZM207 142V141H206ZM249 142V141H248ZM17 143L19 144V141H17ZM23 144H22V146H21V148H24V150L25 149H27L28 148V145L26 144V140L24 139V141L22 142ZM53 143V142H52ZM86 143V142H85ZM98 143V142H97ZM131 143V142H130ZM134 143V142H133ZM156 143V142H155ZM159 143H160V140H159ZM173 143V142H172ZM180 143V142H179ZM178 143V144H179ZM181 143H183L184 144V142H181ZM180 143V144H181ZM190 143V142H189ZM192 144H193V142H191ZM195 143H198V142H195ZM210 143V142H209ZM233 143V142H232ZM244 143H245V141L243 142V145H244ZM247 143V142H246ZM250 143V142H249ZM248 143V144H249ZM256 143V142H255ZM82 144V143H81ZM105 144H106V142L105 143H103L102 145L103 146H101V149H104V146H105ZM112 144V143H111ZM118 144H120V142L118 143ZM148 144V143H147ZM171 144V143H170ZM178 144H177V146H178ZM192 144L190 145V147L192 146ZM200 144V143H199ZM198 144V145H199ZM236 144H237V141H236ZM241 144V143H240ZM9 145V144H8ZM52 145H54V144H52ZM71 145V146H72ZM85 145V144H84ZM113 145V144H112ZM133 145V144H132ZM145 145V144H144ZM157 145V144H156ZM155 145V146H156ZM182 145V144H181ZM235 145V144H234ZM233 145V146H234ZM10 147H12L11 145H9ZM17 146V145H16ZM49 146V145H48ZM79 146V145H78ZM96 146V145H95ZM131 146V145H130ZM134 146V145H133ZM132 146V147H133ZM148 146H149V144H148ZM153 146V145H152ZM152 146H149L150 147V149H151V147ZM176 146V147H177ZM186 146V145H185ZM232 146V145H231ZM241 146V145H240ZM249 145H247V147H248ZM54 147V146H53ZM61 147V146H60ZM90 147L91 146H89V151H90ZM103 147V148H102ZM106 147V146H105ZM132 147H130V148H132ZM140 147V146H139ZM159 147H161L160 145H159ZM171 147H173V146H171ZM176 147H175V149H176ZM181 147V146H180ZM184 147V146H183ZM261 147V146H260ZM37 148V147H36ZM78 148V147H77ZM86 148V147H85ZM97 147H95L94 149H96ZM109 148V147H108ZM121 148V147H120ZM124 148H125V146H124ZM124 148H123V150H122V155H123V151L124 152H126L125 150H124ZM134 149H132L131 150V152L133 151V150H135V147H133ZM162 148V147H161ZM192 148V147H191ZM225 148H227V147H225ZM224 148V149H225ZM239 148V147H238ZM241 148V147H240ZM16 149H18V148H16ZM58 149H59V147H58ZM58 149H56V150H58ZM79 149V148H78ZM91 149H92V147H91ZM107 149V148H106ZM141 149V148H140ZM143 149H144V146H143ZM154 149H156V148H154ZM179 149V148H178ZM181 149H182V147H181ZM184 149V148H183ZM187 149V148H186ZM193 149V148H192ZM195 149H197V147L195 148ZM199 149H201V148H199ZM205 149V148H204ZM229 149V148H228ZM245 149V148H244ZM260 149V148H259ZM46 150V149H45ZM53 150H54V148H53ZM55 150V151H56ZM71 150V149H70ZM86 150H87V148H86ZM158 150H159V148H158ZM194 150V149H193ZM234 149H232L231 151H233ZM239 150V149H238ZM241 151H242V148L240 149ZM246 150H247V148H246ZM245 150V151H246ZM262 150H263V147H262ZM21 151H23L22 149H21ZM50 151V150H49ZM64 151V150H63ZM96 151V150H95ZM146 151V150H145ZM154 151V154H155V152L158 154V152L156 151V150H153ZM177 151V150H176ZM184 151V150H183ZM186 151V150H185ZM195 151V153H197L196 152V150H194ZM199 151V150H198ZM220 151V150H219ZM228 151V150H227ZM241 151H239L240 153H241ZM36 152V151H35ZM59 152V151H58ZM61 152H62V150H61ZM80 152H81V150H80ZM88 152V151H87ZM94 152V151H93ZM92 152V153H93ZM106 152V151H105ZM118 152V151H117ZM136 152V151H135ZM147 152V151H146ZM175 152V151H174ZM178 152V151H177ZM180 152H182V151H180ZM189 152V151H188ZM193 152V151H192ZM223 152H226V150L224 151L223 150ZM223 152H222V154H223ZM235 152H237V151H235ZM235 152L233 153L234 155H235ZM260 152V151H259ZM38 153V152H37ZM46 153H49L48 151H46ZM79 153V152H78ZM77 153V154H78ZM99 153H100V151H99ZM101 153H102V151H101ZM104 153V152H103ZM106 153H108V152H106ZM105 153V154H106ZM112 153V152H111ZM152 153V152H151ZM166 153V152H165ZM176 153V152H175ZM179 153V152H178ZM190 153V152H189ZM204 153V152H203ZM231 153V152H230ZM231 153V154H232ZM30 154V153H29ZM50 154V153H49ZM56 154V153H55ZM59 154V153H58ZM80 154V153H79ZM77 155L76 156V154H75V157H77L78 158V156H80V155ZM85 154V153H84ZM84 154H83V156H84ZM117 154V153H116ZM153 154V153H152ZM181 154V153H180ZM194 154V153H193ZM192 154V155H193ZM227 154V153H226ZM232 154V155H233ZM239 154V153H238ZM237 154V155H238ZM260 154H261V152H260ZM34 155H35V153H34ZM33 155V156H34ZM40 155V154H39ZM39 155H37V156H39ZM51 155V154H50ZM53 155H54V153H52V157H53ZM110 155V154H109ZM120 155H121V153H120ZM133 155V154H132ZM132 155H131V157H132ZM136 155V154H135ZM138 155V154H137ZM136 155V156H137ZM163 155H165V154H163ZM176 155V154H175ZM181 155H183V154H181ZM181 155H179V154H177V156H179L180 158H181ZM198 155V154H197ZM225 155V154H224ZM231 155V157H233ZM241 155V154H240ZM240 155H238V157L240 156ZM259 155V154H258ZM51 156H50V158H51ZM57 156V155H56ZM72 156H73V154H72ZM71 156V157H72ZM88 156V155H87ZM86 156V157H87ZM104 157H106L105 155H103ZM127 155L125 154V157H126ZM136 156H134V157H136ZM139 156V155H138ZM187 156V155H186ZM226 156V155H225ZM243 156H244V153H243V155H242V158H243ZM17 157H18V154H17ZM16 157V158H17ZM32 157V156H31ZM35 157H36V155H35ZM40 157V156H39ZM39 157H38V159H39ZM45 157H46V155H45ZM48 157H49V155H48ZM61 157H63V156H61ZM74 157V158H75ZM85 157V158H86ZM89 157V156H88ZM99 157V156H98ZM124 157V158H125ZM158 157V156H157ZM162 157V156H161ZM182 157H184V155L182 156ZM77 158H75L76 160H77ZM84 157H83V160L85 159ZM99 158H102V157H99ZM108 158V157H107ZM106 158V159H107ZM119 158V157H118ZM124 158H122V159H124ZM133 158V157H132ZM140 158V157H139ZM169 158V157H168ZM167 158V159H168ZM191 158V157H190ZM193 158H194V155H193ZM237 158V157H236ZM241 158V157H240ZM18 159V158H17ZM32 159L33 160H35L34 159V157H32ZM53 159V158H52ZM54 159H56V157H54ZM79 159H81L82 160V158L81 157H79ZM91 159V158H90ZM105 158H102V162L103 163H107V162H104L105 160H104ZM126 159V158H125ZM153 159H155L154 157H153ZM152 159V160H153ZM161 159V158H160ZM182 159V158H181ZM224 159V158H223ZM37 160V159H36ZM92 160V159H91ZM110 160V159H109ZM133 159H131V161H132ZM144 160V159H143ZM172 160V159H171ZM191 160V159H190ZM213 160H215V159H213ZM219 159H217V161H218ZM232 160H234V158H232ZM1 161V160H0ZM26 161V160H25ZM30 161V160H29ZM32 161V160H31ZM58 161V160H57ZM79 161V160H78ZM85 161V160H84ZM84 161H82V163L84 162ZM89 161V160H88ZM128 161V160H127ZM136 161V160H135ZM155 161V160H154ZM159 161V160H158ZM162 161H163V159H162ZM181 161H183V160H181ZM195 161V160H194ZM216 161V162H217ZM227 161L228 160H226V161H224V163L226 162L227 163ZM236 161V160H235ZM234 161V162H235ZM256 161V160H255ZM259 161V160H258ZM27 162V161H26ZM54 162V161H53ZM60 162V161H59ZM74 162H75V160H74ZM97 162V161H96ZM95 162V165L97 164V163H100V162H97L96 163ZM101 162V163H102ZM114 162H116L117 163V161H116V159H115V161ZM119 163L118 164H121L120 163V161H118ZM134 162V161H133ZM132 162V163H133ZM140 162V160L137 162L138 164H140L139 163ZM196 162V161H195ZM233 162V161H232ZM254 162V161H253ZM257 162V161H256ZM9 163H10V161H9ZM55 163H57V162H55ZM72 161H71V165H72ZM77 163V162H76ZM101 163H100V165H101ZM109 163V162H108ZM111 163V164H110ZM110 165H112V166H116V164L115 165H113V163H112V161L110 160ZM136 163V162H135ZM134 163V164H135ZM145 163V162H144ZM186 163V162H185ZM202 163H203V159H202ZM201 163V164H202ZM206 163V161H204V164ZM224 163L222 164V166L224 165ZM260 163H262V162H260ZM52 164V163H51ZM50 164V165H51ZM69 164V163H68ZM74 164V163H73ZM80 164V163H79ZM78 163L76 164L77 166L79 165ZM94 164V163H93ZM147 164V163H146ZM146 164H145V168H147L146 167ZM157 164V163H156ZM203 164V165H204ZM207 164V163H206ZM228 164V163H227ZM264 164V163H263ZM1 165V164H0ZM17 165V164H16ZM60 165V164H59ZM91 165V164H90ZM98 165V164H97ZM104 165V164H103ZM141 165V164H140ZM149 165H151V164H149ZM185 164H183V166H184ZM190 165V164H189ZM202 165V166H203ZM209 165V164H208ZM208 165L206 166V167H208ZM211 165V164H210ZM209 165V166H210ZM218 165V164H217ZM257 165H259L258 163H257ZM1 166H4L3 164L1 165ZM57 166H58V164H57ZM81 166V165H80ZM79 166V167H80ZM152 167H153V165H151ZM170 166V165H169ZM169 166H167V167H169ZM179 166H180V164H179ZM182 166V164H181V169H184V167ZM191 166V165H190ZM195 166V165H194ZM201 165H199L198 167H200ZM6 167V166H5ZM31 167V166H30ZM44 167V166H43ZM45 167H49V164H48V166H45ZM54 167V166H53ZM52 167V168H53ZM64 167H65V165H64ZM69 166L67 165V168H68ZM91 167V166H90ZM95 168H96V166H94ZM97 167H99V166H97ZM101 167V166H100ZM103 167V166H102ZM100 168V169H104V167L103 168ZM106 167H108V166H106ZM121 167V166H120ZM132 167V166H131ZM136 167V166H135ZM158 167H160V166H158ZM166 167V166H165ZM226 167V166H225ZM243 167V166H242ZM257 167V166H256ZM261 167H263V166H261ZM3 168V167H2ZM15 168L17 169V167L15 166ZM21 168V167H20ZM67 168H65V170L64 171H67L66 169ZM86 169H87V166L85 167ZM109 169L111 168V167H108ZM116 168H117V166H116ZM115 168V169H116ZM118 168H119V166H118ZM129 168H130V166H129ZM134 168V167H133ZM145 168H143V165H142V167H140L139 166V170H141V171H143ZM179 168V169H180ZM185 168H186V166H185ZM205 168V167H204ZM203 168V169H204ZM227 168H228V166H227ZM227 168H225L226 170H228ZM243 168H245V167H243ZM242 168V169H243ZM5 168H3V170H4ZM31 169H33L34 170V167L33 168H31ZM62 169H64L63 167H62ZM93 169V168H92ZM105 169H107V168H105ZM120 169V168H119ZM127 169V168H126ZM131 169V168H130ZM149 169V168H148ZM157 169H159V168H157ZM193 169V168H192ZM199 169V168H198ZM206 169V168H205ZM220 169V168H219ZM222 169H224V166H223V168ZM253 169V168H252ZM259 169V168H258ZM263 169V168H262ZM261 169V170H262ZM3 170L1 169V171L3 172ZM69 170V169H68ZM76 170H78V169H76ZM108 170V169H107ZM113 171H114V168L112 169ZM111 170V171H112ZM163 170V169H162ZM177 170V169H176ZM208 170V169H207ZM5 171V170H4ZM7 171V170H6ZM16 171V170H15ZM30 171H32V170H30ZM62 171V170H61ZM90 171H92L91 169H90ZM96 171V170H95ZM99 172L98 173H100V171L101 170H98ZM102 171H104L105 172V170H102ZM116 171H117V169H116ZM121 171V170H120ZM126 171H128V170H126ZM133 171V170H132ZM131 171V172H132ZM137 171V170H136ZM166 171H167V169H166ZM175 171V170H174ZM181 171V170H180ZM185 171V170H184ZM184 171H183V174H184ZM204 171V170H203ZM214 171V170H213ZM212 171V172H213ZM220 170H218V172H219ZM1 172V173H2ZM41 172V171H40ZM97 172V171H96ZM96 172H95V174H96ZM106 172H108V171H106ZM110 172V171H109ZM124 172V171H123ZM130 172V174H132ZM164 172H165V170H164ZM168 172V171H167ZM167 172L165 173V174H167ZM186 172V171H185ZM198 172V171H197ZM211 171H210V173H211V175L214 173H212ZM224 172H226V171H224ZM241 172H242V170H241ZM252 172V178H251V186L252 185H254V184H256V182H255V180H257V182L258 183H260L258 186H259V188H260V190H261V194L262 195H264V178L261 176V175H259L257 178H255V173L253 172V171H251ZM6 173V172H5ZM13 173H14V171H13ZM19 173V172H18ZM25 173V172H24ZM32 173H34V171L32 172ZM32 173H30V172H28V174H32ZM38 173V172H37ZM36 173V174H37ZM61 173V172H60ZM67 174H68V171L66 172ZM70 173V172H69ZM72 175L73 176H71L72 178V180L74 181H79V182H77V183H79V185H81L82 187H84L85 186V177H87L88 175H87V173H86V170H82V171H76V173L75 174H73V170H72ZM90 173H92V172H90ZM89 173V174H90ZM121 173V172H120ZM125 173V172H124ZM134 173H135V171H134ZM141 173V172H140ZM149 173H150V171H149ZM176 173V172H175ZM209 173V174H210ZM220 173H221V171H220ZM219 173V174H220ZM229 173V172H228ZM238 173H239V171H238ZM242 173H244V172H242ZM250 173V172H249ZM43 174V173H42ZM58 174H59V172H58ZM62 174V173H61ZM95 174H92L93 175V177L95 178ZM105 174H107V173H105ZM127 174L129 175V172H127ZM217 176H218V173H215ZM237 174V173H236ZM241 174V173H240ZM240 174H238V175H240ZM25 175V174H24ZM23 175V176H24ZM91 175V174H90ZM89 175V176H90ZM98 175V174H97ZM100 175H102V172H101V174ZM120 175H123V174H120ZM128 175H127V177H128ZM137 175H138V173H137ZM140 175V174H139ZM144 175H145V171H144ZM150 175V174H149ZM153 175V170H152V174H151V176ZM156 175V174H155ZM155 175H154V178H155ZM162 176H163V174H161ZM179 175V174H178ZM204 175V174H203ZM224 175V174H223ZM223 175H222V177H223ZM234 175V174H233ZM250 175V174H249ZM1 176V175H0ZM28 176V175H27ZM30 176V175H29ZM33 176H34V174H33ZM57 176H58V178H59V175H57L56 174V178H57ZM70 176V175H69ZM142 176V175H141ZM156 176H158V174L156 175ZM161 176V177H162ZM165 176V175H164ZM168 177H170V175H167ZM173 176H175V174H173ZM184 176V175H183ZM189 175L187 174V177H188ZM202 176V175H201ZM208 176V175H207ZM215 176V175H214ZM242 176H246V174H244V175H242ZM18 177H19V175H18ZM40 177V176H39ZM67 177V176H66ZM65 177V179H67ZM118 177V176H117ZM122 177V176H121ZM120 177V178H121ZM125 177V176H124ZM149 177V176H148ZM160 177V178H161ZM179 177V176H178ZM181 177V176H180ZM209 177H212V176H209ZM208 177V178H209ZM222 177H220V178H222ZM226 177V176H225ZM228 177V176H227ZM237 177H239L240 178V176H237ZM248 177V176H247ZM20 178V177H19ZM31 178V177H30ZM53 178V177H52ZM55 178V179H56ZM58 178H57V180H58ZM91 178H92V176H91ZM96 178H97V176H96ZM119 178V179H120ZM123 178V177H122ZM130 178V175H129V177H128V179ZM139 178H142V177H140L139 176ZM150 178V177H149ZM152 178V177H151ZM167 178V177H166ZM173 178V177H172ZM184 178V177H183ZM186 178V177H185ZM189 178H191V177H189ZM204 178H205V176H204ZM12 179V178H11ZM32 179V178H31ZM41 179V178H40ZM64 179V178H63ZM64 179V180H65ZM97 179H99V175H98V178ZM96 179V180H97ZM108 175L106 176V175H104L103 174V176H102V178H101V181L99 182V184H100V186H102L103 184H105L107 181H108ZM115 179H116V177H115ZM134 179V178H133ZM148 179V178H147ZM156 179V178H155ZM162 179V178H161ZM171 179V178H170ZM175 179H176V177H175ZM174 179V180H175ZM182 179V178H181ZM210 179V178H209ZM216 179V178H215ZM214 179V180H215ZM236 179V177L234 178V180ZM245 179V178H244ZM247 179V178H246ZM8 181H9V179H7ZM6 180V181H7ZM30 180V179H29ZM53 180V179H52ZM59 180H61V179H59ZM63 180V181H64ZM88 180H90V178H88ZM92 180H94L93 178L90 180V181H92ZM111 180V179H110ZM109 180V181H110ZM127 180V179H126ZM125 179H121V180H118L117 181V179H116V181L117 182H112V183H110V184H108V187L110 188L109 189V191H111L113 194H111L110 192H107L108 194L110 193L111 194V196L113 195V199H111V200H109L108 202L109 203H113L114 202V204H113V206L114 205H116V206H118L119 205V208H120V210L123 212V207H122V204H124L123 202H122V199H121V196H119V194H123V196H126L127 195V185H128V182L126 181ZM138 180V179H137ZM141 180H144V179H140V181ZM151 180V179H150ZM154 180V179H153ZM156 180H158V179H156ZM155 180V181H156ZM167 180V179H166ZM178 180V179H177ZM187 180H189V179H187ZM220 180V179H219ZM247 180H249L250 181V178L248 177V179ZM19 181V180H18ZM41 181H42V179H41ZM56 181V180H55ZM63 181H62V183H63ZM145 181H146V179H145ZM149 181V180H148ZM160 181V180H159ZM164 181V180H163ZM162 181V182H163ZM179 181V180H178ZM208 181V180H207ZM232 181V180H231ZM237 181V180H236ZM249 181H246V182H249ZM4 182V181H3ZM15 182V181H14ZM46 182V181H45ZM48 182V181H47ZM50 182V181H49ZM52 182V181H51ZM135 182H136V180H135ZM142 183H143V181H141ZM158 182V181H157ZM168 182V181H167ZM177 182V181H176ZM188 182V181H187ZM205 182V181H204ZM209 182H210V180H209ZM220 182V181H219ZM228 182V181H227ZM233 182V181H232ZM242 182V181H241ZM2 183V182H1ZM6 183H11V181L10 182H6ZM5 183V184H6ZM25 183V182H24ZM30 183V182H29ZM33 183H35V182H33ZM39 183H40V181H39ZM44 182L42 181V183L41 184H43ZM57 183H59V181L57 182ZM67 183V182H66ZM65 183V184H66ZM95 183V182H94ZM154 183V182H153ZM161 183V182H160ZM165 183V182H164ZM172 183H173V180H172ZM179 183V182H178ZM189 183V182H188ZM191 183V182H190ZM206 183V182H205ZM231 183V182H230ZM15 184V183H14ZM13 184V185H14ZM30 184H32V183H30ZM37 185H38V182L36 183ZM98 184V183H97ZM138 184H140L139 182H138ZM137 184V185H138ZM145 184V182L143 183V185ZM149 184V183H148ZM165 184H167V183H165ZM165 184H163V185H165ZM170 183H168L167 185H169ZM183 184V183H182ZM223 184V183H222ZM226 184V183H225ZM232 184H234V183H232ZM237 184H238V182H237ZM241 184V183H240ZM9 185V184H8ZM18 185V184H17ZM29 185V184H28ZM47 185H48V183H47ZM69 185V184H68ZM87 186L86 187H89V185H88V182H87V184H86ZM90 185H91V182H90ZM147 185V184H146ZM160 185V184H159ZM167 185H165L164 187H167ZM174 185H175V183H174ZM176 185H178V184H176ZM185 185V184H184ZM187 185V184H186ZM197 185V184H196ZM209 185V184H208ZM236 185V184H235ZM3 186H5V185H3ZM26 186V185H25ZM31 186V185H30ZM29 186V187H30ZM36 186V185H35ZM45 186V185H44ZM63 186V185H62ZM133 186V185H132ZM140 186V185H139ZM148 186L149 185H147L146 186V188H148ZM151 186V185H150ZM170 186H171V184H170ZM188 186V185H187ZM187 186H186V188H187ZM190 186V185H189ZM219 186V185H218ZM222 186V185H221ZM224 186V185H223ZM223 186H222V188L221 189H223ZM230 186V185H229ZM246 186V185H245ZM245 186H243V187H245ZM247 186H249V184H247ZM17 187H19L20 188V186L18 185V186H15L14 185V188H16L17 189V191H21L20 189L18 190V188ZM48 187V186H47ZM50 188L52 187L51 185L49 186ZM48 187V188H49ZM74 187H75V185H74ZM93 187H94V185H93ZM104 187V186H103ZM128 187H130L129 185H128ZM136 187V186H135ZM155 187V186H154ZM169 187V186H168ZM167 187V188H168ZM177 187H179V185L177 186ZM208 187V186H207ZM220 187V186H219ZM226 186H224V188H225ZM1 188V187H0ZM8 188H10V186L8 187ZM13 188V187H12ZM12 188H11V191H13L12 190ZM24 188V187H23ZM46 188V187H45ZM64 188V187H63ZM80 188V187H79ZM97 188V187H96ZM133 188V187H132ZM137 188H138V186H137ZM140 188V187H139ZM138 188V189H139ZM145 188V187H144ZM160 188H161V186H160ZM185 188V189H186ZM216 188V187H215ZM249 188V187H248ZM15 189V190H16ZM28 189V188H27ZM32 188H30V190H31ZM34 189H36L35 187H34ZM71 189V188H70ZM97 189H99V188H97ZM104 189H105V187H104ZM134 189H136V188H134ZM133 189V190H134ZM143 189V188H142ZM152 189V188H151ZM155 189V188H154ZM159 189V188H158ZM208 189V188H207ZM236 189V188H235ZM84 190H88V188L87 189H85L84 188ZM144 190V189H143ZM143 190H141L142 192H145V190L143 191ZM146 190H148V189H146ZM164 190H165V192L166 191H168V190H170V187L166 190L165 188H164ZM196 190V189H195ZM200 190V189H199ZM205 190H206V188H205ZM204 190V191H205ZM249 190H250V188H249ZM255 190V189H254ZM9 191V190H8ZM17 191H15L16 193H17V195H19L18 194V192ZM50 191H51V194H52V192H54V189H53V191L50 189ZM56 191H58V190H56ZM75 191V190H74ZM74 191H72V192H74ZM85 191V192H86ZM95 191V190H94ZM105 191V190H104ZM130 192H133L132 191V189L131 190H129ZM135 191H137V190H135ZM159 191V190H158ZM179 191V190H178ZM189 191V190H188ZM200 191H203V189L202 190H200ZM203 191V192H204ZM243 191H245V190H243ZM247 192H248V189L246 190ZM1 192V191H0ZM14 192V191H13ZM22 193L24 192V191H21ZM20 192V193H21ZM27 192H29L28 190H27ZM34 192V191H33ZM37 192V191H36ZM60 192V191H59ZM69 192V191H68ZM84 192V193H85ZM88 192V191H87ZM141 192V193H142ZM149 192H150V190H149ZM185 192V191H184ZM182 193V196H184V195H186L185 193ZM203 192H201V194L203 193ZM255 192V191H254ZM253 192V193H254ZM257 192V191H256ZM9 193H11L12 195L13 194H15V193H12V192H9ZM9 193H8V195H9ZM21 193V196L22 195H26L25 193L26 192H24V194H22ZM63 193L64 192H62V195H63ZM76 192H74V194H75ZM92 193H93V191H92ZM92 193H90L89 192V196H91L92 195ZM107 193H106V196H107ZM136 193V192H135ZM168 193V192H167ZM167 193H165V194H167ZM172 192H170V193H168V194H171ZM175 193H176V191H175ZM174 193V194H175ZM186 193H187V191H186ZM229 193V192H228ZM230 193H231V191H230ZM244 193V192H243ZM246 193V192H245ZM1 194H3V192L1 193ZM48 194V193H47ZM50 194V195H51ZM56 194V193H55ZM58 194V193H57ZM61 194V193H60ZM65 194H66V192H65ZM91 194V195H90ZM96 194V193H95ZM132 194V193H131ZM139 194V193H138ZM148 194V193H147ZM151 194V193H150ZM152 194H153V192H152ZM151 194V195H152ZM155 194V193H154ZM173 194V193H172ZM177 194V193H176ZM175 194V195H176ZM188 194H191V193H188ZM250 194H252V192L250 193ZM6 195H7V193H6ZM35 195H36V193H35ZM49 195V196H50ZM69 195H71V194H69ZM94 195V194H93ZM133 195H135V194H133ZM141 195H143V194H141ZM149 195V194H148ZM247 195H249V194H247ZM3 196H4V194H3ZM3 196H2V198H3ZM30 196V195H29ZM32 196H33V194H32ZM46 196V195H45ZM67 196H68V194H67ZM72 196L74 197V195L72 194ZM76 196V195H75ZM84 196V195H83ZM82 196V198H84V197H88V196H84L83 197ZM96 196H99V195H96ZM103 196H104V194H103ZM106 196L104 197V198H106ZM131 196V195H130ZM169 196V195H168ZM188 196V195H187ZM203 197H206V199H212V200H214L216 203H218V204H220V205H222V204H225V205H228V206H237V205H240L241 204V206L243 207V209H245V211H246V213H245V216L248 218V219H251V218H256V217H254L253 216V212H252V210L247 206V205H244V199H243V197L241 196V193L239 192V193H237V196L236 197H234V198H229L230 196H228L226 193H224V191L222 192L221 190H220V188H219V190L217 191V193H215V190H213V187H210L205 193H204V195H202ZM232 196V195H231ZM250 196V195H249ZM7 198H8V196H6ZM41 196H39V198H40ZM48 197V196H47ZM56 197L58 198V195H56ZM60 197V196H59ZM63 197V196H62ZM78 197V199H79V196H77ZM102 197V196H101ZM100 197V198H101ZM110 197V196H109ZM144 197H145V194H144ZM143 197V198H144ZM147 197V196H146ZM145 197V198H146ZM151 197V196H150ZM149 197V198H150ZM154 197H155V195H154ZM171 197V196H170ZM186 197V196H185ZM192 197H194V196H192ZM233 197V196H232ZM1 198V199H2ZM11 198H13V197H10L9 199H11ZM17 198V197H16ZM31 198V197H30ZM33 198V197H32ZM44 198V197H43ZM49 198V197H48ZM82 198H80V199H82ZM92 198V197H91ZM97 198H99V197H97ZM112 198V197H111ZM138 198V197H137ZM156 198V197H155ZM184 198V197H183ZM187 198V197H186ZM199 198H200V195H199ZM251 198V197H250ZM33 199H35V197L33 198ZM41 199V198H40ZM56 199V198H55ZM80 199H79V201H80ZM127 199V198H126ZM126 199H125V201H126ZM139 199V198H138ZM137 199V200H138ZM163 199V198H162ZM189 199H191V195H190V197H189ZM202 198H200V200H201ZM205 199V198H204ZM7 200V199H6ZM42 200V199H41ZM40 200V201H41ZM49 200V199H48ZM47 200V201H48ZM57 200H59V199H57ZM77 199H75V201H76ZM84 200V199H83ZM88 200V198H86V201ZM103 200V199H102ZM106 199H104V201H105ZM131 200V199H130ZM142 200V199H141ZM155 200V199H154ZM169 200L171 201V199L169 198ZM184 200V199H183ZM185 200H187V202L189 201L190 202V200H188V198L187 199H185ZM192 200H193V198H192ZM191 200V201H192ZM250 200V199H249ZM252 200V199H251ZM250 200V201H251ZM264 200V199H263ZM8 201H11V200H8ZM14 201V200H13ZM53 201L55 202L56 200H54L53 199ZM73 201H74V199H73ZM85 201V202H86ZM111 201V202H110ZM129 201V200H128ZM143 201L144 200H142V204H141V206L142 207H146V205H144L143 206V204H146V199H145V202L143 203ZM149 201V200H148ZM166 201V200H165ZM168 201V200H167ZM194 201V200H193ZM197 201H198V197H197ZM259 201V200H258ZM2 202V201H1ZM4 202V201H3ZM2 202V203H3ZM18 201H16L15 203H17ZM35 202V201H34ZM57 202V201H56ZM83 202V201H82ZM89 202V201H88ZM91 202V201H90ZM98 202H99V200H98ZM102 201L100 200V202L99 203H97V200L95 199L92 203H91V205H89V206H86V207H84L83 209L80 207V208H78V206H77V208H73V209H71V211H70V213H69V216L70 217H72L73 219H74V224L71 226V229L69 230V228H68V230L66 229V231L68 232V234H66V237H65V240L67 241V242H71L70 240L71 239H75L76 241H74V240H72V241H74L75 242V244L77 243L78 245H80L81 246V244L84 246V250H85V252L88 254V255H85L86 257L88 256V258L86 259V261L84 262L83 260H82V262H84V264H95V262L96 263H98L97 262V260L99 259V257L101 258L102 256H100V255H103V253H104V251H107L106 249H107V247H108V243L110 242V240H112L113 238L115 239L116 238V236H118L116 233H113V231L116 229V224H115V220L113 219V218H110L109 219V222H107L108 221V219L106 220V222H107V224L105 225V223H101L100 224V226H98V232H96V233H94L95 231H94V226L93 225H95V223L93 222V217H94V215H95V213H96V211L98 210H100L101 208L103 209V208H105V206L107 205V203L106 202H103V203H101ZM130 202V201H129ZM140 202V201H139ZM185 202V201H184ZM200 202V201H199ZM199 202L197 203L198 205H199ZM202 202H203V200H202ZM211 202V201H210ZM5 203V202H4ZM26 203H28V201L26 202ZM42 203H44V201H42ZM74 203V202H73ZM77 203V202H76ZM81 203V202H80ZM156 203V202H155ZM164 203V202H163ZM163 203H162V206H161V204L159 205V207L161 206V207H163ZM208 203V202H207ZM214 203V202H213ZM227 203V204H226ZM21 204V203H20ZM35 204H37V203H35ZM45 204V203H44ZM44 204L42 205L41 204V202H40V205L42 206L41 208H43V206H44ZM48 204V203H47ZM83 204V203H82ZM87 204V203H86ZM150 204V203H149ZM167 205H168V203H166ZM187 204V203H186ZM189 205H190V203H188ZM194 204V203H193ZM201 204V203H200ZM210 204V203H209ZM251 204V203H250ZM259 204V203H258ZM9 205V204H8ZM8 205H6V206H8ZM24 205V204H23ZM46 205V204H45ZM54 205V204H53ZM52 205V206H53ZM76 205H78V203L76 204ZM75 205V206H76ZM127 205V204H126ZM133 205H134V203H133ZM136 205V204H135ZM137 205H138V208H139V204H138V202H137ZM136 205V206H137ZM158 205V204H157ZM157 205H154L156 208H157ZM191 205H192V203H191ZM197 205V206H198ZM202 205V204H201ZM224 205V206H225ZM256 206H258L257 205V203L255 204ZM264 205V204H263ZM5 206V208H7ZM10 206V205H9ZM13 206V205H12ZM32 206V205H31ZM82 206V205H81ZM136 206H134V208L136 207ZM140 206V209H136L135 210V212L137 211V210H141L142 209V211H143V208ZM187 206V205H186ZM200 206V205H199ZM204 206V205H203ZM208 206V205H207ZM210 206V205H209ZM240 206V207H241ZM255 206V207H256ZM262 205H260L258 208H261L262 209V207H261ZM1 207V206H0ZM16 207V206H15ZM14 207V208H15ZM21 207H22V205H21ZM47 207V206H46ZM130 207H131V205H130ZM184 207H185V205H184ZM201 207V206H200ZM226 207V206H225ZM225 207H223V208H225ZM4 208V207H3ZM13 208V207H12ZM27 208V207H26ZM38 208V207H37ZM36 208V209H37ZM49 208V207H48ZM70 208V207H69ZM111 208V207H110ZM116 208V207H115ZM132 208V207H131ZM155 208V209H156ZM167 208V207H166ZM165 208V209H166ZM169 208V207H168ZM204 208V207H203ZM208 208V207H207ZM207 208H206V210H207ZM239 208V207H238ZM237 208V209H238ZM254 208V207H253ZM19 209H20V207H19ZM127 209H128V207H127ZM130 209V208H129ZM128 209V210H129ZM153 209H154V207H153ZM158 209V210H157ZM156 210L159 212V211H161V210H163V208L161 209L160 208V210H159V208H157ZM205 209V208H204ZM211 209V208H210ZM226 209V208H225ZM229 209V208H228ZM235 209V208H234ZM256 209V208H255ZM17 210H18V208H17ZM42 210V209H41ZM45 210H46V208H45ZM65 210H66V206H65V204H63L61 207H55L54 209H52V212H51V215H56V218H54V220L55 221H58L59 219H61V218H63V216H65L64 214H65ZM103 210H105V209H103ZM107 210V209H106ZM110 210V209H109ZM112 210V209H111ZM155 210V211H156ZM167 210H169V209H167ZM196 210H198V208L196 209ZM201 210H203V209H201ZM257 210V209H256ZM259 210V209H258ZM49 211V210H48ZM69 211V210H68ZM125 211V210H124ZM186 211V210H185ZM227 211V210H226ZM235 211V210H234ZM4 212V211H3ZM2 212V213H3ZM11 212V211H10ZM13 212V211H12ZM14 212H16V214H17V211H15L14 210ZM43 212H45V211H43ZM128 211L126 210V213H127ZM132 212H134V211H132L131 210V213ZM158 212H156V213H158ZM164 212V211H163ZM187 212H188V215H187V219H190L191 221L193 220V217H194V219H195V217H197V216H195L194 214H195V210L194 209H191L190 207L187 209ZM197 212H200L199 210L197 211ZM203 212V211H202ZM204 212H205V210H204ZM204 212H203V214H204ZM229 212H233V211H230V209H229V211H228V213ZM239 212V211H238ZM237 212V213H238ZM244 212V211H243ZM4 213H6V211L4 212ZM33 213V212H32ZM49 213V212H48ZM47 213V214H48ZM105 213H106V211H105ZM104 213V215H107L108 213H109V211H107V214H105ZM114 213V212H113ZM131 213H130V215L129 216H132L131 215ZM138 213V212H137ZM139 213H141V211L139 212ZM167 213V212H166ZM166 213H165V215H166ZM222 213V212H221ZM236 213V214H237ZM259 213H261V212H259ZM6 214H8V211H7V213ZM16 214H15V216H16ZM20 214V213H19ZM42 214V213H41ZM44 214V213H43ZM46 214V215H47ZM99 214H103V213H101V211H100V213ZM99 214L97 215L98 216V218H100L99 217ZM116 214V213H115ZM129 214V213H128ZM135 214L136 213H134L133 215L135 216ZM168 214V213H167ZM207 214H208V211H207ZM230 214H232V213H230ZM234 214H235V212H234ZM235 214V215H236ZM241 214H243V213H241ZM256 214V213H255ZM258 214V213H257ZM1 215V214H0ZM3 215V214H2ZM9 215V214H8ZM13 215V214H12ZM18 215V214H17ZM30 215V214H29ZM35 215H37V214H35ZM49 215V214H48ZM126 214H124V213H122V217H124ZM151 215V214H150ZM158 215V214H157ZM160 215V214H159ZM239 215V214H238ZM259 215V214H258ZM21 216V215H20ZM68 216V217H69ZM128 216V217H129ZM138 216V215H137ZM156 216V215H155ZM208 216V215H207ZM206 216V217H207ZM218 216V215H217ZM4 217H6L7 218V216L5 215ZM9 217V216H8ZM17 217V216H16ZM48 217V216H47ZM53 217V216H52ZM102 217H103V215H102ZM111 217H113V216H111ZM117 217V216H116ZM128 217L126 216V218L127 219H125V220H127V223H125V222H122V223H124V224H128L127 225V227H126V229H127V231H128V229H129V232L127 233L125 230V232H126V237H127V239H129L130 237H131V235H136L137 236V232H138V230L137 229H139V228H141V227H138V226H140V225H138L137 226V224L136 223H134L133 222V218H130V219H128ZM133 217V216H132ZM158 217V216H157ZM160 217H161V215H160ZM183 217V216H182ZM198 217H200V216H198ZM197 217V218H198ZM206 217H205V219H206ZM211 217V216H210ZM231 217V216H230ZM239 217V216H238ZM237 217V218H238ZM1 218V217H0ZM35 218H36V216H35ZM34 218V219H35ZM105 218H107V216L105 217ZM109 218V217H108ZM136 218V217H135ZM175 218V217H174ZM197 218L195 219V222L194 223H191V224H196V220H197ZM214 218H217V217H214ZM214 218H213V220H214ZM241 218V217H240ZM5 219V218H4ZM4 219L2 220V221H4ZM7 219H9V218H7ZM6 219V220H7ZM27 219H29V217L27 218ZM40 219V218H39ZM95 220H96V216H95V218H94ZM103 219V218H102ZM123 219V218H122ZM121 219V220H122ZM132 219V220H131ZM164 219V218H163ZM183 219H185V218H183ZM182 219V220H183ZM209 219V218H208ZM211 219V218H210ZM229 219V218H228ZM256 219H259V220H261V221H263V223H264V208H263V211H262V214L260 215V216H258V218H256ZM10 220V219H9ZM30 220H32V219H30ZM41 220V219H40ZM47 220V219H46ZM94 220V221H95ZM138 220H140V219H138ZM149 220V219H148ZM152 220V219H151ZM166 220V222H167V219H165ZM170 220V219H169ZM173 220V219H172ZM189 220V221H190ZM204 220V219H203ZM202 220V223L204 222ZM19 221H20V219H19ZM16 222L15 224H17V223H20V222ZM22 221V220H21ZM71 221V220H70ZM97 221V220H96ZM145 221V220H144ZM153 221V220H152ZM164 221V220H163ZM186 221V220H185ZM185 221H183V223L185 222ZM216 221V220H215ZM234 221V220H233ZM251 221V220H250ZM258 221V220H257ZM54 222V221H53ZM52 222V223H53ZM62 222H65V220L64 221H62ZM61 222V223H62ZM104 222H105V220H104ZM139 222V221H138ZM147 222V221H146ZM160 222H161V220H160ZM173 222V221H172ZM201 222V221H200ZM213 222V221H212ZM232 222V221H231ZM253 223H255L254 222V219H253V221H252ZM3 222H1V224H2ZM5 223V222H4ZM6 223H7V221H6ZM25 223V222H24ZM38 223V222H37ZM96 223H98V221L96 222ZM143 223H145V222H143ZM162 223V222H161ZM161 223H160V225H161ZM164 223H165V221H164ZM170 223V222H169ZM199 223V222H198ZM202 223H200L199 225H201ZM214 223V222H213ZM216 223V222H215ZM218 223H219V221H218ZM234 223V222H233ZM236 223H238V222H236ZM11 224V223H10ZM21 224V223H20ZM70 224H72V223H70ZM146 224H148V223H146ZM153 224V223H152ZM165 224H167V223H165ZM173 224V223H172ZM171 224V225H172ZM180 224V223H179ZM9 225V224H8ZM40 225V224H39ZM50 225H52V224H50ZM55 224H53V226H54ZM61 225V224H60ZM63 225V224H62ZM108 225V226H107ZM151 225V224H150ZM159 225V224H158ZM159 225V226H160ZM168 225V224H167ZM181 225H183V224H181ZM198 225V226H199ZM208 225V224H207ZM206 225V226H207ZM232 225H234V224H232ZM258 225V224H257ZM19 226V225H18ZM121 225H119V227H120ZM123 226V225H122ZM121 226V227H122ZM126 226V225H125ZM142 226H144L145 227V224L144 225H142ZM148 226V225H147ZM166 226V225H165ZM177 226V225H176ZM175 225L174 226H172V227H176ZM237 226V225H236ZM13 227V226H12ZM14 227H16V226H14ZM61 227V226H60ZM64 227V226H63ZM105 227H107V229H108V231L107 230H105ZM117 227H118V225H117ZM151 227V226H150ZM149 227V228H150ZM160 227H164V226H160ZM168 227V226H167ZM185 227V226H184ZM201 226H199V228H200ZM218 227V226H217ZM221 227H225L224 225L223 226H221ZM256 227V226H255ZM6 230H8L6 227H4ZM35 228V227H34ZM34 228H33V230H34ZM45 228V227H44ZM97 228V227H96ZM95 228V229H96ZM149 228H146V229H149ZM161 228V229H162ZM214 228V227H213ZM238 228V227H237ZM259 228V227H258ZM257 228V229H258ZM23 229V228H22ZM43 228H41V230H42ZM124 229V228H123ZM152 229V228H151ZM161 229L159 230V227H158V230L159 231H161ZM170 229V228H169ZM178 229H179V227H178ZM197 229H198V227H197ZM206 229V228H205ZM215 229V228H214ZM219 229V228H218ZM221 229V228H220ZM225 229H226V227H225ZM233 229L235 230V228L233 227ZM250 229V228H249ZM252 229V228H251ZM254 229V228H253ZM1 230V229H0ZM15 230H17V229H15ZM37 229H35V231H36ZM141 230V229H140ZM154 230V229H153ZM152 230V232H154ZM165 229H163V231H164ZM177 230V229H176ZM199 230V229H198ZM202 230H203V228H202ZM209 230V229H208ZM228 230V229H227ZM233 230V231H234ZM248 230V229H247ZM255 230V229H254ZM262 230V228L260 229V231ZM5 231V230H4ZM9 231V230H8ZM11 231V230H10ZM46 231V230H45ZM66 231H64V232H60V233H67ZM92 231V232H91ZM118 230H116V232H117ZM122 230H119V232H121ZM148 231V230H147ZM162 231V232H163ZM167 231H169V230H167ZM213 231H215V230H213ZM224 231H226V230H224ZM256 231V230H255ZM259 231V232H260ZM37 232H39V231H37ZM41 232V231H40ZM115 232V231H114ZM118 232V233H119ZM124 232V233H125ZM139 232H141V231H139ZM152 232H149L150 234L152 233ZM164 232H166V231H164ZM170 232H171V230H170ZM203 232V231H202ZM258 232V233H259ZM1 233H2V231H1ZM31 233V232H30ZM35 233V232H34ZM111 234V233H113V235H111L112 236V238L110 239L109 237V235L108 234ZM122 233V232H121ZM121 233H120V235H121ZM144 233V232H143ZM172 233V232H171ZM197 233V232H196ZM205 233V232H204ZM212 233V232H211ZM216 233V232H215ZM224 233V232H223ZM251 233H252V231H251ZM253 233H255L254 231H253ZM252 233V235L253 236H255L256 235V233H255V235ZM263 233V232H262ZM8 234V233H7ZM59 234V233H58ZM114 234H116L115 236H114ZM149 234V235H150ZM164 234V233H163ZM167 234H168V232H167ZM195 234V233H194ZM198 234H200L199 232H198ZM221 234V233H220ZM260 234V233H259ZM1 235V234H0ZM5 235V234H4ZM9 235V234H8ZM15 235V234H14ZM42 235H43V233H42ZM56 235V234H55ZM119 235V236H120ZM141 235H142V233H141ZM147 235V233H146V231H145V234H144V236H146ZM153 235V234H152ZM151 235V236H152ZM200 235H202V234H200ZM215 235V234H214ZM217 235V234H216ZM223 235V234H222ZM252 235L250 236V239H251V237H252ZM261 235V234H260ZM17 236H19V233H18V235ZM17 236H16V239H17ZM30 236V235H29ZM34 236H36V234L34 235ZM33 236V237H34ZM114 236V237H113ZM144 236H142V238L144 237ZM178 236H180V237H177L180 241V243L178 242V244H181L180 246V249L182 248L183 249V254H182V256H184V258H186V257H195V256H193L192 255V251H193V246L194 245H192V242H194V241H192V239H191V237L190 236H188V235H183V234H178ZM205 236V235H204ZM208 236H209V234H208ZM217 236H219V235H217ZM239 236V235H238ZM256 236H258V234L256 235ZM22 237V236H21ZM20 236L18 237L19 239L21 238ZM39 237V236H38ZM57 236H55V238H56ZM58 237H60L59 239H61V235L60 236H58ZM123 237H125V236H123ZM123 237H118V238H121V239H125V238H123ZM176 237H174L175 239H176ZM193 237V236H192ZM206 237V236H205ZM212 237H213V233H212ZM233 237H235V236H233ZM240 237V236H239ZM9 238V237H8ZM22 238H24L25 239V237H22ZM40 238H41V234H40ZM146 237H144V240H146L145 239ZM158 237L157 236H154V241L155 240H159V239H157ZM202 238V237H201ZM204 238V237H203ZM209 238V237H208ZM208 238H206V239H208ZM216 238V237H215ZM223 238V237H222ZM254 238V237H253ZM11 239V238H10ZM13 239V238H12ZM18 239V240H19ZM27 240V244H28V242H30L32 239H29L28 240V238H26ZM35 239H37V238H35ZM39 239V238H38ZM42 239V238H41ZM58 239V238H57ZM64 239V238H63ZM121 239H119V241H121ZM140 239H141V237H140ZM148 239H149V237H148ZM150 239H151V237H150ZM150 239H149V242H150ZM217 239H219V238H217ZM234 239V238H233ZM238 239V238H237ZM237 239H235V241L237 240ZM248 240V241H251V240ZM7 240V239H6ZM21 240V239H20ZM40 240V239H39ZM50 240H51V238H50ZM136 240H137V238H136ZM143 240V239H142ZM143 240V241H144ZM177 240V239H176ZM210 240V239H209ZM257 240V239H256ZM259 240V239H258ZM5 241V240H4ZM8 241V240H7ZM37 242V240H34L33 242ZM116 241V240H115ZM118 241V242H119ZM148 241V240H147ZM151 241H153V240H151ZM169 241H171V240H169ZM174 241V240H173ZM173 241H171V243L173 242ZM178 241V240H177ZM177 241H176V243H177ZM192 241V242H191ZM198 241V240H197ZM216 241V240H215ZM218 241V240H217ZM221 241H222V239H221ZM11 242V241H10ZM13 242H16L15 240H13ZM32 242V241H31ZM32 242V243H33ZM53 241H51V243H52ZM56 242V241H55ZM60 242V241H59ZM58 242V243H59ZM128 242L129 241H126V244H125V248H127L128 250V252L129 253H127V256L126 257H128L127 259H126V261H131L130 263L132 264V262H133V264H146L145 262H146V260H147V258L145 259V255H147V253L149 252V250H148V252H146L145 251V249L142 247V246H140L139 248H134L135 247V245H134V247L133 246H131L132 244V242L133 241H130V244H128ZM134 242H135V239H134ZM133 242V243H134ZM226 242L229 244V245H231L230 247L231 248H234L236 245V242L234 243L233 242V240H232V237H231V235H226ZM242 242V241H241ZM262 242V241H261ZM264 242V241H263ZM2 243V242H1ZM0 243V244H1ZM38 243V242H37ZM37 243H35V244H37ZM45 243V242H44ZM57 243V242H56ZM57 243V244H58ZM64 243V242H63ZM72 244H73V242H71ZM115 243H117V241L115 242ZM138 243V242H137ZM151 244H152V242H150ZM208 243V242H207ZM213 243H214V241H213ZM217 243V242H216ZM216 243H215V245H216ZM240 243V242H239ZM239 243H237V244H239ZM255 243V242H254ZM259 243V242H258ZM4 244H5V242H4ZM4 244H2V246H4ZM8 244H9V241H8ZM8 244H5V245H8ZM20 244H21V242H20ZM19 243H18V245H20ZM30 244L31 243H29V249L31 248L30 247ZM47 244V243H46ZM45 244V245H46ZM54 244V243H53ZM76 244V245H77ZM113 244V243H112ZM136 244V243H135ZM144 244V243H143ZM145 244H147L146 242H145ZM149 244V243H148ZM166 244V243H165ZM164 244V245H165ZM173 244V243H172ZM175 244V243H174ZM174 244H173V247H176V246H174ZM203 244H205V241H203ZM208 244H211V242L210 243H208ZM207 244V245H208ZM15 245V244H14ZM17 245V244H16ZM26 247H27V245L26 244H24ZM38 245V244H37ZM40 245V244H39ZM44 245V244H43ZM44 245V246H45ZM56 245V244H55ZM68 245V244H67ZM71 245V244H70ZM116 244H113V246H115ZM117 245H119V244H117ZM176 245V244H175ZM202 245V244H201ZM201 245H200V247H201ZM206 244H205V246H207ZM214 245V246H215ZM257 245V243H255L254 245H253V247L254 246H256ZM24 246V247H25ZM32 246H34V245H32ZM51 246V245H50ZM82 246V247H83ZM120 246V245H119ZM119 246H115L116 247V249L119 247ZM128 246H131V247H128ZM148 246V245H147ZM156 246L158 247L159 245H157L156 244ZM163 246V245H162ZM166 246V245H165ZM171 246V245H170ZM191 246V247H190ZM211 246V245H210ZM213 246V245H212ZM222 246V245H221ZM239 246V245H238ZM237 246V247H238ZM6 246H4V248H5ZM48 247V246H47ZM70 247V246H69ZM68 246H67V248H69ZM71 247H72V245H71ZM73 247H74V245H73ZM76 247V246H75ZM75 247H74V249H75ZM82 247H77V248H79V249H81ZM179 247V246H178ZM216 247H218V244L216 245ZM250 247V246H249ZM7 248V247H6ZM5 248V250L7 251V249ZM27 248V249H28ZM33 248V247H32ZM53 248H54V246H53ZM53 248H52V250H53ZM76 248V249H77ZM109 248V247H108ZM125 248H123V249H125ZM159 248V249H158ZM158 248H156L155 247V249H157V252H155V255H157V254H160V253H158V251H160L161 249L160 248H162V247H158ZM164 248V247H163ZM212 248V247H211ZM214 248V247H213ZM257 248H259V247H257ZM3 249V248H2ZM14 249H16V248H14ZM37 249V248H36ZM63 249V248H62ZM71 249V248H70ZM69 249V250H70ZM111 249V248H110ZM115 248H113V250H114ZM115 249V250H116ZM122 249V250H123ZM146 249H147V247H146ZM152 249V248H151ZM155 249H153V250H155ZM172 249V248H171ZM181 249V250H182ZM198 249V248H197ZM200 249V248H199ZM198 249V252L200 253V250ZM207 249H208V247H207ZM206 249V250H207ZM220 249V248H219ZM225 249V248H224ZM255 249V247L252 249V250H254ZM1 250V249H0ZM4 250V249H3ZM10 250V249H9ZM26 250V249H25ZM50 250V249H49ZM112 250V255L114 254V253H116L115 252V250L113 251ZM118 250V249H117ZM175 250V249H174ZM180 250V251H181ZM27 251V250H26ZM38 251V250H37ZM48 250H46V252H47ZM74 251V250H73ZM77 251V250H76ZM81 250H79V252H80ZM126 251V250H125ZM162 251V250H161ZM160 251V252H161ZM163 251H164V249H163ZM173 251V250H172ZM172 251H170V252H172ZM203 251V250H202ZM202 251H201V253H202ZM208 251H209V249H208ZM211 251V250H210ZM209 251V252H210ZM214 251V250H213ZM218 251V250H217ZM241 251V250H240ZM257 251V250H256ZM261 251H262V249H261ZM28 252H29V250H28ZM38 252H40V251H38ZM51 252H53V251H51ZM50 252V253H51ZM63 252V251H62ZM71 252V251H70ZM78 251L76 252V255H78V253H79ZM109 252V251H108ZM118 252V251H117ZM152 252V251H151ZM170 252H167V253H170ZM178 252V251H177ZM176 252V253H177ZM194 252V251H193ZM219 252H221V250L219 251ZM242 252V254H240V256H242V257H249L250 258V254L252 255L255 251H250V250H244V251H241ZM252 252V253H251ZM258 252V251H257ZM0 253H3V251L1 252L0 251ZM14 253V252H13ZM23 253H24V251H23ZM31 252H29V254H30ZM37 253V252H36ZM41 253V252H40ZM40 253H38V255L40 254ZM49 253V254H50ZM56 253H57V257L59 256V253L56 251ZM64 253V252H63ZM72 253V252H71ZM81 253V252H80ZM110 253V252H109ZM157 253V254H156ZM161 253H163V252H161ZM165 253V252H164ZM175 253V255H177L176 257L178 258V257H180V255H179V253L178 254H176ZM199 253H197V254H199ZM212 253V252H211ZM224 253V252H223ZM222 253V254H223ZM233 253V252H232ZM256 253V252H255ZM9 254H11L10 252H9ZM25 254H28L27 252H25ZM25 254H23V255H21V257L22 256H24ZM33 254H35V253H33ZM203 254V253H202ZM210 254V253H209ZM222 254H219V256L221 255L222 257H223V255ZM226 254V253H225ZM18 255V254H17ZM19 255V256H20ZM36 255V254H35ZM34 255V256H35ZM37 255V256H38ZM42 255V254H41ZM71 255V254H70ZM72 255H73V253H72ZM71 255V256H72ZM122 255V254H121ZM160 255H162V254H160ZM164 255V254H163ZM162 255V256H163ZM168 255V254H167ZM195 255V254H194ZM200 256H201V254H199ZM227 255V254H226ZM254 255V254H253ZM3 256H4V254H3ZM2 256V257H3ZM8 256V255H7ZM26 256V255H25ZM40 256V255H39ZM42 256H44V255H42ZM61 256V255H60ZM74 256V255H73ZM148 256V255H147ZM154 256V255H153ZM152 256V257H153ZM158 256V255H157ZM162 256L161 257H159V260H160V258L162 259ZM165 256V255H164ZM181 256V257H182ZM211 256H213V254L211 255ZM217 256H218V254H217ZM221 256L219 257V258H221ZM232 256V255H231ZM237 256H239V253H238V255ZM239 256V257H240ZM1 257V258H2ZM6 257V255L4 256V258ZM12 257V256H11ZM15 257V256H14ZM26 257H29V256H26ZM31 257H33V256H31ZM62 257V256H61ZM80 257V256H79ZM116 257V256H115ZM155 258H157L156 256H154ZM168 257H169V255H168ZM175 257V256H174ZM174 257L172 256V258H173V260H174ZM202 257H203V255H202ZM210 257V256H209ZM233 257V256H232ZM253 256H251V258H252ZM0 258V259H1ZM13 258V257H12ZM11 258V259H12ZM17 258V257H16ZM34 258V257H33ZM33 258H31V259H33ZM44 258V257H43ZM52 258V257H51ZM71 258V257H70ZM74 258V257H73ZM155 258L153 259L152 258V260L154 261L155 260ZM164 258V257H163ZM167 258V257H166ZM170 258V257H169ZM171 258V259H172ZM197 258H198V255H197ZM204 258H206V257H204ZM241 258V257H240ZM257 258H260V257H257ZM6 259H7V257H6ZM35 259H37V258H35ZM48 259V258H47ZM54 259V258H53ZM68 259V258H67ZM72 259V258H71ZM76 259L78 260V258L76 257ZM75 259V260H76ZM103 259V258H102ZM112 260H113V258H111ZM165 259V258H164ZM176 259V258H175ZM192 259V258H191ZM195 259H196V257H195ZM242 259V258H241ZM262 259V261H263V258H261ZM261 259H259V260H261ZM19 260H20V258H19ZM72 260H74V259H72ZM72 260H71V262H72ZM76 260V261H77ZM79 260H81L80 258H79ZM78 260V261H79ZM101 259H99L98 261H99V264H100V262H103V261H105V259L102 261H100ZM116 260V259H115ZM148 260H150V259H148ZM149 261V263L151 262H153V261ZM166 260V259H165ZM165 260H164V264H165ZM168 260V259H167ZM228 260V259H227ZM237 260L239 261V259L237 258ZM255 260H258V259H255ZM8 261H11L10 260V258H9V260ZM39 261V260H38ZM76 261H74L75 263H79V262H76ZM108 261V260H107ZM109 261H111V260H109ZM125 261V264H127V262ZM162 261V260H161ZM160 261V262H161ZM172 261V260H171ZM177 261V260H176ZM180 261V260H179ZM210 261H213V260H211V258H210ZM242 261V260H241ZM241 261H239L240 262V264H242L241 263ZM244 261H245V259H244ZM243 261V262H244ZM247 261V260H246ZM33 262V261H32ZM32 262H30V260H28L26 263H24V260H23V264H32ZM50 262V261H49ZM52 262V261H51ZM64 262V261H63ZM156 262V261H155ZM175 262V261H174ZM195 262V261H194ZM223 262V261H222ZM224 262H226V260L224 261ZM231 262V261H230ZM3 262H2V260L0 261V264H2ZM6 264H7V261L5 262ZM4 263V264H5ZM9 263V262H8ZM11 264H12V262H10ZM35 263L37 264V261H35ZM41 263V262H40ZM39 263V264H40ZM59 264L61 263V262H58ZM68 263V262H67ZM81 263V262H80ZM106 264L107 262H103L102 264ZM109 263V262H108ZM113 263H115V262H113ZM119 262H117V264H118ZM120 263H122V261L120 262ZM119 263V264H120ZM150 263V264H151ZM157 263H158V261H157ZM162 263V262H161ZM168 263H169V261H168ZM204 264L205 263V261L203 262V260H202V262H201V264ZM212 263V262H211ZM218 263V262H217ZM20 264H22V263H20ZM43 264H46L45 262L43 263ZM71 264V263H70ZM110 264V263H109ZM123 264V263H122ZM153 264V263H152ZM156 264V263H155ZM159 264V263H158ZM166 264H167V261H166ZM176 264V263H175ZM180 264H188V262H181L180 261ZM194 264V263H193ZM216 264V263H215ZM228 264H229V262H228ZM239 264V263H238Z\"/></svg>","mask_w":264,"mask_h":264}]
</instances>
